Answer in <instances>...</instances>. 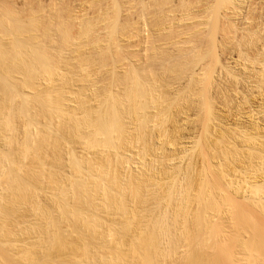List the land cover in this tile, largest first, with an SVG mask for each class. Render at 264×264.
Segmentation results:
<instances>
[{"label":"rangeland","instance_id":"obj_1","mask_svg":"<svg viewBox=\"0 0 264 264\" xmlns=\"http://www.w3.org/2000/svg\"><path fill=\"white\" fill-rule=\"evenodd\" d=\"M53 1H55V2H53ZM92 1V2H91ZM115 0H0V13H2V14H0V22L2 23V21H3V23L2 24H0V31H2L1 29H3L4 27H5V29H3V31L2 32H0V34H2L3 33V35H0V45H2V46H0V47H5L4 48V50L1 48V50L2 51H6L7 53L9 52H11V51H8V49L10 48H12V49H14V45L16 46V47H18V48H20V49H18V51L17 52H19L20 50L22 51V55H24L25 56V59H24V57H23V59L25 60V61H27L28 59H29V61L28 62H26V63H20V62H18V60L16 61V59H15V61L14 62H12V59L10 58V56L12 55V54H16V53H13L12 52V54L10 53V56H8L7 58L8 59H5L4 61H6V60H8L7 62H5L4 63V61H2V63H1V61H0V85H1V87H3V84H1V82H3L4 84H5V87H7L8 88V90H9V92H10V95H11V93H12V89H14V95H13V93H12V96H14L13 97V99L15 100V101H12L13 99H11V101H9V106H11V108L8 106L7 107V113H8V115H11V117H12V122L14 123V125L15 126H13V129H12V131L10 130L9 132H8V134L9 135H7L9 138H11L10 139V141H8V139L6 140L5 139V141L6 142H4V143H6V144H2V142L0 141V144H1V146H0V154H2V152H3V156L4 157H6L7 156V154H8V156L10 157L11 156V161L13 160L12 158L14 157V158H16L17 157V159H18V156H16L15 155V153L18 151V149H16L17 147L15 146V144L16 143H21L24 139L23 138H25V139H27L26 137H28V140H29V138H30V142H33V143H31V148H32V151L30 152V155L26 158V159H24L23 161H24V163H23V161H22V165H26V164H28V166L27 167H29V166H31V168H30V170H29V168L28 169H25V168H27L26 166L25 167H21V168H23L22 169V171H20L21 173L22 172H24V170H28V173L32 170V165L34 164V162H35V164L34 165H36L37 163H39V164H41L42 162L44 163V166H42L43 167V170L41 171V172H44V170H45V173L46 174H44L45 175V180H43V184H42V186L44 185H46L47 183V187H49L50 185H51V181H48V179L50 178V177H48V176H46V175H49L50 174V176H52V173H53V176H56V180L57 179H59L60 180V178L59 177H61V178H64V179H61V180H65V178L66 179H69V177H70V179L72 178V179H74V178H77L76 180H79L80 181V179H78V177H74V175H77V174H74L75 173V170L73 169V166H72V169H73V171H74V173H73V171L71 170V166H69L71 163H73V161H72V157L74 156V154L75 155H77V156H74L73 157V159H76V161H77V159L79 160L80 159V164L81 163H84V164H81V166H83L82 167V169H84L83 171H87L88 170V166L90 165L91 167H95V168H97L96 167V164H97V166H100V164L102 163H106L107 164V162H108V166L110 165V176H112L115 172V175L116 176H118L119 174H126L124 177L126 178V180H129L130 181V179H133V177H132V175L134 176L135 175V173L136 174H148V172L150 171V173H154V175L156 176H158V177H156V178H158V180H159V182H161L162 180H163V182H161V183H164V184H166V185H164V184H160V187L159 188H157V189H159V190H156V192L158 193V192H164L165 191V194L167 193L168 195H169V193L171 194V195H173L174 197H172V199H177V197L179 198V199H177V200H172L171 198H170V196L171 195H169V200L171 201V202H168V200L166 201L165 200V198L167 199V197H165V198H163L164 196H167V194L165 195L164 193H159V195H158V200H157V193H155L156 194V196H155V198H153L152 196H150V197H152L153 198V200L155 201H152V200H149L150 199V197L149 198H146L148 201H152L151 203L150 202H146V203H144V204H146V205H148V206H146V208H148V210L149 211H145L146 210V208L144 209V204L142 205V207H143V209H144V213H143V209H141L142 207H139V205H138V201L134 204V200L133 199H131V196L128 194V196H125L124 198L125 199H123L122 200V203L124 202H126V201H128L129 199H131V202H130V200L128 201V202H126L125 204H126V206H127V204H129V202L130 203H133L132 205L130 204V206H132L131 208H130V206L128 205V207H129V209H133L134 210V207H135V205H136V207H135V213H137V215L135 214V213H133L134 211L132 210V213L133 214H135L136 216H135V218L137 219V217H138V211L141 209V211H140V213L142 212V214H139L140 216H139V218H141V219H139V220H141L140 222H141V224L143 225V224H145V222H143L142 223V220L144 219V218H146L147 217V213H148V215H153L152 217H154L155 219H156V221H157V217L160 219L161 217L162 218H166L167 216H170V218L169 217H167V218H169V219H166V222L167 223H165V225H169L168 227H169V230H170V232L171 233H169V235L171 236V238H170V236H168V238H170V240L167 238V239H165L166 241L167 240H169V241H167V245L169 246H167L166 245V242L164 243L163 241V243L162 244H165V245H163L164 247H165V249L166 248H169V250L168 249H166V250H164L165 252V254L166 255H169V254H171V253H169L170 252V250H172L173 248H174V246L176 245V241L178 240V242H180L181 243V245H180V243H178L177 242V249L175 248V250H174V253H172V255H171V257L170 258H167V263L166 264H168V262H170V264H188L186 261H188L187 260V257H186V253H188L187 251H186V249L188 248V247H186V245L187 246H189V248H190V250L189 249H187V250H189V252L191 251V250H193V249H196V247H197V251H198V254H203L202 256H204V259L206 260L207 259V261H206V263L207 264H212L213 263V261L212 260H210V259H213L212 257H215V258H218L219 260V262L221 263V264H245V263H247L246 261H244L247 257H248V254H245V249H244V244H245V248H246V250H248L249 252L250 251H252V249H253V251L251 252L252 254H253V252L255 253H258L259 255H260V258L261 259H264V251H262V250H264V246H262V245H264V244H262V243H264V242H262V240H264V237H262L261 236V234L262 235H264V214H262L261 213V209L260 208H262V207H260V206H264V204H261V205H256V206H259V207H256L255 205L253 206V203L250 201V198H251V191H253V190H251V188H250V190H249V185L252 183V182H254V181H256L257 182V185L259 184L260 185V183H262V185H264V168H262V167H264V164H262V163H264V145H262V143H264V141H262V140H264V135H262V134H264V114H262V113H264V109H259L258 110V107H259V105L258 104H261L262 103V101H264V96H260L261 94L260 93H258V92H253V93H251L250 91H247V89L246 88H242V86H240L239 87V84H236L235 83V85H238L237 86V90H236V93L235 94H233V93H231V92H229L228 94H226V95H224V97H222L223 95H219V96H217V94L216 93H213V92H217L215 89H213V90H215V91H213L212 90V87H211V89H210V92H212V93H210L209 92V94L210 95H214V96H216V97H209V96H207V97H209V99L208 100H212L211 102L213 103V101L215 102V103H213V105H212V103H208L209 104V106H204L205 104L204 103H206V102H204L203 101V93H204V91H203V79H202V77L198 74V72L200 71V69H201V66L203 65V60L202 59H200L199 61H198V58H202V56H200L199 54H201V44L203 43V41L202 40H204V38L206 37V35L204 34V36H203V34L201 35L200 34V32L199 31H197V32H195V33H193V35L192 34H184V36L180 33V32H186L188 29L187 28H189V27H191V28H193L195 25L192 23V26H190L188 23L186 24V23H182V24H179L178 25V21L176 20V19H178L179 18V15H178V13H179V11H180V9H175V8H173L172 6H174V5H176L177 4V2H179L178 3V6H174V7H178V8H180L179 7V5L180 6H182L183 4H185L184 6H182V7H185L186 6V4H187V7H188V5H190L191 6V4L189 3L190 1L192 2V5L195 3H197V0L195 1V0H173V1H171V0H150V2H151V5H149L150 3H148L149 2V0H143L144 1V4H140V3H143V1L142 0H118L117 2L118 3H116V1L114 2ZM124 1V2H123ZM128 1V2H127ZM132 1H133V3H132ZM154 1V2H153ZM156 1V2H155ZM164 1V2H163ZM166 1V2H165ZM168 1V2H167ZM180 1H181V3H180ZM182 1L184 2V3H182ZM187 3H186V2ZM50 2V3H49ZM59 2V3H58ZM78 2V3H77ZM99 2H104V3H99ZM126 2V3H125ZM135 2V3H134ZM136 2H137V4H136ZM146 2L148 3V4H146ZM159 4H158V3ZM174 2V3H173ZM262 2V1H261ZM75 3V5H73ZM84 3V4H83ZM92 3V4H91ZM115 4V6H114V4ZM157 3V4H156ZM162 3H163V5H162ZM165 3V4H164ZM46 5V8L44 7L45 5ZM54 4V5H53ZM71 4V5H70ZM78 4V5H77ZM90 4V5H89ZM99 6H98V5ZM103 4H104V6H103ZM117 4H118V6H120V8L117 6ZM128 4V5H127ZM133 4V5H132ZM135 4V5H134ZM140 4V5H139ZM145 4H146V6H145ZM160 4H161V6H160ZM167 4H169L168 5V7L167 6H165V5H167ZM174 4V5H173ZM182 4V5H181ZM194 4V5H195ZM84 5V6H83ZM111 5V6H110ZM113 5V6H112ZM124 5V6H123ZM137 5V6H136ZM156 5V6H155ZM171 5V6H170ZM79 8H82V10L81 9H79V10H81L80 12L82 13V16H81V13L80 12H78L79 10H77L78 9V7ZM96 6V7H95ZM101 6H103V7H101ZM110 8H108V7ZM130 6H131V8H130ZM134 6V7H133ZM135 6H136V8H135ZM142 6V7H141ZM144 6V7H143ZM148 6V7H147ZM149 6H151V7H149ZM152 6H154V7H152ZM159 6V7H158ZM164 6V7H163ZM260 6H264V3H262V5H260ZM55 7V8H54ZM90 7V8H89ZM100 7H101V10H100ZM106 7V8H105ZM117 7V8H116ZM158 7V8H157ZM163 7V8H162ZM166 7V8H165ZM170 7L172 8V9H175V11H174V13H173V10L171 11V9H170ZM187 7H185V8H187ZM192 7V6H191ZM9 8V9H8ZM47 9V10H45V9ZM54 8V9H53ZM84 8V9H83ZM88 8V9H87ZM96 8V9H95ZM104 8V9H103ZM109 10H108V9ZM114 8H115V10H114ZM142 8H144L143 10H142ZM146 8H154L153 10H151L150 9V11H151V14H150V11H146ZM169 9V12L167 11L168 9ZM5 9V10H4ZM41 9L43 10H45V11H42L41 12ZM75 9H76V12H78V13H80V14H77V13H75V15H77V16H75L74 17V11H75ZM95 9V10H94ZM106 9V10H105ZM131 9V10H130ZM134 9H136V10H134ZM157 9H162V10H157ZM182 9V8H181ZM53 10L55 11L54 12V15H53ZM67 10V11H66ZM99 10V11H98ZM105 10V11H104ZM111 10V11H110ZM121 10V11H120ZM127 10H130V11H128V12H130V13H127ZM133 10V11H132ZM139 10V11H138ZM183 10H185L184 8H183ZM6 11H9V12H6ZM51 11V12H50ZM91 11V12H90ZM96 11H97V13L99 12V13H101V15H99V13L97 14L96 13ZM101 11V12H100ZM107 11H109V12H107ZM112 11H116L115 13L114 12H112ZM131 11H132V13H133V15H132V13H131ZM137 12V15H136V13L135 12ZM140 11L142 12V11H144V13H141V15H139L140 14ZM145 11H146V13H147V15H146V13H145ZM155 11H156V14H154L155 13ZM167 12V14L169 13V16L167 15V14H163L164 12ZM170 11L172 12L171 14H170ZM7 14H6V13ZM43 12L45 13V16H44V14H43ZM49 12V13H48ZM86 12H88V14L86 13ZM112 12V13H111ZM153 12V13H152ZM159 12H162V13H159ZM178 12V13H177ZM10 13V14H9ZM14 13V14H13ZM41 13V14H40ZM48 13V16L46 15ZM60 13V14H59ZM97 15H96V14ZM108 13V14H107ZM124 13V14H123ZM135 13V14H134ZM9 14V15H8ZM13 14V15H12ZM84 14V15H83ZM90 14V15H89ZM108 16H107V15ZM111 14H114L113 16L111 15ZM120 14H121V16H120ZM126 14V15H125ZM129 14V15H128ZM143 14H144V16H147L148 17V20H147V17H146V19H145V17L143 16ZM160 16H159V15ZM41 15V16H40ZM73 15V16H72ZM86 15H88V16H86ZM98 15L99 16H101V18L100 17H98ZM105 15V16H104ZM110 15V16H109ZM131 15V16H130ZM135 15V16H134ZM150 15H152V16H150L152 19H150V17L149 16ZM154 15H156L157 17H158V19L159 20H161L160 22H159V20H158V22L159 23H162L161 25L156 21L157 20V17L156 16H154ZM163 15H165V16H163ZM174 15V16H173ZM175 15H176V18H173V17H175ZM178 15V16H177ZM11 16H13V17H11ZM17 16V17H16ZM55 20H53L51 17ZM55 16H56V18H55ZM63 16V17H62ZM80 16V17H79ZM83 16H86V17H84L83 18ZM93 18H92V17ZM104 16V21L107 23H110V20H112L113 19V22L111 21V23L110 24H108L107 23V25L105 26L103 23H105V22H103V19H102V17ZM117 16V18H112V17H116ZM130 16V17H129ZM132 16H133V18H132ZM139 16V17H138ZM140 16L142 17V19H140ZM161 16H162V18H161ZM172 16V17H171ZM41 17V18H40ZM42 17H44V18H42ZM48 17V18H47ZM67 17V18H66ZM71 17H74V18H76V19H74L73 18V20L74 21H72V19H71ZM91 17V18H90ZM96 17V18H95ZM109 17V18H108ZM111 17V18H110ZM123 17V18H122ZM128 17V18H127ZM156 17V18H155ZM165 17V18H164ZM167 17V18H166ZM169 17V18H168ZM178 17V18H177ZM49 18H51V19H49ZM59 18V19H58ZM77 18H79L78 20L79 21H77V22H75V20H77ZM85 19V20H80V19ZM98 18V19H97ZM99 18H100V20H99ZM122 18V19H121ZM136 18H137V20H136ZM139 18V19H138ZM161 18V19H160ZM12 19V20H11ZM16 19H17V22H19L18 24H21V25H18V24H15V21H16ZM48 21H47V20ZM59 21H58V20ZM62 19H64V20H62ZM71 19V20H70ZM88 19H89V21H88ZM99 20L98 21V23L99 22H103L102 24L103 25H101L100 23V25L98 26V25H96L95 24V21H97V20ZM102 19V20H101ZM118 19V20H117ZM124 19H126V20H124ZM133 19V20H132ZM149 19H150V21H149ZM154 19V20H153ZM156 19V20H155ZM167 19V20H166ZM169 19H173L172 21L171 20H169ZM51 20V21H50ZM61 20V21H60ZM71 22H70V21ZM91 20H94V22H91ZM119 20H121V21H119ZM144 20V21H143ZM147 20V21H146ZM152 20H153V22H152ZM164 20H165V22H164ZM174 20L175 21H177V22H174ZM34 21V22H33ZM35 21H36V23H35ZM44 21H47V22H44ZM80 21H82V22H80ZM85 21H88V22H85ZM115 21H116V23L117 24H115ZM125 21V22H124ZM128 21H130L129 22V24H128ZM132 21V22H131ZM135 21H137V22H135ZM142 21V22H141ZM155 21V22H154ZM163 21V22H162ZM22 22V23H21ZM43 22V23H42ZM51 22H52V24H51ZM60 23V24H55V23ZM68 24V28L70 29L68 32H67V30H68V28L67 29H64V27L66 26V24H65V26H63L64 24ZM93 23L94 25H92L91 24V27H93L94 28V26H95V29L97 30H95V29H90V31L92 30L93 31V33H89L88 32V29H87V27L86 28H84V25L85 24H87L88 26L90 25V23ZM139 22V23H138ZM148 22H149V24H148ZM168 22L171 24H168ZM172 22V23H171ZM173 22H174V24H173ZM69 23H71V24H69ZM75 25H74V24ZM85 23V24H84ZM89 23V24H88ZM113 23V24H112ZM119 23H121V24H119ZM145 23H147V25L148 26H146V24ZM153 23H155V24H153ZM177 23V24H176ZM3 24H4V26H3ZM7 24V25H6ZM15 24V25H14ZM43 24V25H42ZM47 26H51V27H53L54 28V26H56V29H58L57 28V26L58 27H60V30L62 29V31H64L65 30V32L67 33V34H48L49 36H50V39H49V36L47 35V34H43V32H44V28H45V26L46 25ZM48 24H50V25H48ZM78 24H79V26H80V29H82V27L84 28V29H87L86 31L88 32H84V33H82L83 31H79V30H77V29H79V26H78ZM80 24H84V25H80ZM112 24V25H111ZM124 24V25H123ZM128 24V25H127ZM133 24H138V25H134V26H132L131 27V25ZM167 24H168V26H167ZM172 24H173V27H172ZM176 24V25H175ZM2 25V26H1ZM16 25H18V28H17V26ZM39 25H41V27L39 26ZM54 25V26H53ZM62 25V26H61ZM109 25V26H108ZM119 25H121V26H119ZM127 25V26H126ZM142 25V26H141ZM154 25V27H158L157 29H158V31H157V29L155 28V31H154V29H152V28H154V27H152ZM165 25V26H164ZM183 25H188V26H184L183 27ZM194 25V26H193ZM8 26H9V28H8ZM33 26V27H32ZM72 28V31H71V28ZM75 26L77 27V29L75 28ZM98 26V27H97ZM102 26H104V27H102ZM116 26V27H115ZM126 26V27H125ZM144 26V27H143ZM163 27L162 29H160V27ZM171 26V27H170ZM176 28H175V27ZM180 27V29H179V27ZM13 27V28H12ZM21 29H20V28ZM25 29H24V28ZM38 27V29H36ZM44 27V28H43ZM75 29H74V28ZM90 27V26H89ZM90 27V28H91ZM101 27V28H100ZM106 27H108V28H110V29H108V28H106ZM112 27L116 30V31H114V29H112ZM122 27H123V29H122ZM130 27V28H129ZM133 27L135 28V29H133ZM148 27V31L146 30V28ZM150 27V28H149ZM164 27H166V28H164ZM170 29H168V28ZM11 28V29H10ZM17 28V29H16ZM22 28H23V30H22ZM43 28V29H42ZM66 28V27H65ZM107 29L106 31L104 30V29ZM140 28V29H139ZM171 28H173V29H171ZM178 28V29H177ZM11 31H10V30ZM20 29V30H19ZM27 29V31H25ZM29 29L31 30V29H33L34 31H31L30 33H29ZM83 29V30H84ZM100 29V30H99ZM112 29V30H111ZM126 29V30H125ZM137 29V30H136ZM144 29V30H143ZM167 30V31H165V30ZM174 29H176V30H174ZM183 29L185 30V31H183ZM187 29V30H186ZM16 32H15V31ZM73 30H75L74 31V33H73ZM128 30V31H127ZM143 30V31H142ZM160 30V31H159ZM171 30H173V32L171 31ZM182 30V31H181ZM6 31H7V33H6ZM9 31V32H8ZM18 31V32H17ZM22 31H25V32H27V33H24V35H23V32ZM40 31H41V33H40ZM91 31V32H92ZM94 31H96L97 33H98V31H103L102 33L103 34H105V35H101L102 33H99V35L98 34H96ZM105 31V32H104ZM109 31H111V32H109ZM133 31V32H132ZM140 31V32H139ZM145 31V32H144ZM10 32H12L11 34H10ZM35 32V33H34ZM77 32L79 33V32H81L82 34H85L86 33V35L87 34H91V35H87L89 38H90V40L88 41V38H87V36L85 35V37L87 38H84L83 36H82V40H84V39H86L87 40V42H86V40L85 41H83L82 43H80V42H77V45H75L76 47H77V49L79 48V50H77L76 48H75V46H72V45H69L68 43H67V41H63L65 38V35H70V36H74L75 37V35L77 36L78 35V38L80 37L79 35H80V33L79 34H77ZM108 34H107V33ZM119 32H121V33H119ZM124 32V33H123ZM125 32H126V34H125ZM129 32V33H128ZM139 32V33H138ZM152 32H153V34H152ZM160 32H162V34L160 33ZM178 32H179V36L177 35L178 34ZM70 33H72V35L70 34ZM143 35H142V34ZM150 33V35H148ZM156 33V34H155ZM158 33V34H157ZM160 33V34H159ZM172 33V34H171ZM5 34H6V37H4L5 36ZM10 34V35H9ZM13 34V35H12ZM26 34V35H25ZM42 34V35H41ZM93 34V35H92ZM98 35V36H96V35ZM117 34V35H116ZM198 34H200L201 35V37L203 36L204 38L202 39V38H200V36L198 35ZM8 35H9V37H11V36H13V37H11L10 38V40H9V37H8ZM17 35V37H15ZM30 35V36H29ZM36 35V36H35ZM55 37H54V36ZM59 35H61V36H59ZM113 35V36H112ZM115 35V36H114ZM146 35V36H145ZM149 37H148V36ZM185 35H186V37H185ZM188 35V36H187ZM191 35V36H190ZM195 35V36H194ZM23 38H22V37ZM28 36V37H27ZM43 36H46V37H43ZM62 36H63V38H62ZM94 36H96V37H94ZM130 36V37H129ZM132 36V37H131ZM145 36V37H144ZM169 36V37H168ZM178 36V37H177ZM183 36V37H182ZM194 36V37H193ZM199 36V38H197ZM2 37V38H1ZM62 39H61V38ZM97 37H98V41L96 42V40L94 39V38H96L97 39ZM99 37H101L100 39H101V41H99L100 39H99ZM105 37V38H104ZM110 37V38H109ZM113 37V38H112ZM120 37V38H119ZM136 37V38H135ZM138 37V38H137ZM148 37V38H147ZM154 37H157V38H159V39H157V38H154ZM176 37V38H175ZM182 39H180V38ZM187 37H190V38H187ZM21 38V39H20ZM52 38H54V39H57V40H55L54 41V39H53V41L51 40ZM75 38H77V37H75ZM77 38V39H78ZM104 38V39H103ZM112 38V39H111ZM125 38V39H124ZM146 38V39H145ZM151 40H150V39ZM210 38V37H209ZM27 39H29V40H27ZM44 39V40H43ZM47 39H49V41H47ZM108 41H107V40ZM119 39V40H118ZM123 39V40H122ZM138 39V40H137ZM144 39V40H143ZM176 39H178V40H176ZM179 39H180V41H179ZM194 41H193V40ZM200 39V40H199ZM13 40V41H12ZM27 40V41H26ZM51 40V41H50ZM66 40V39H65ZM98 44V47H94L91 43H94V41ZM104 41V43H103V41ZM105 40H106V42H105ZM112 40V41H111ZM114 40V41H113ZM116 40V41H115ZM119 42H118V41ZM143 40V41H142ZM148 40V41H147ZM184 40V41H183ZM190 40H192V41H190ZM198 40V41H197ZM211 39H209V41H210ZM6 41V42H5ZM39 41V42H38ZM56 41H57V43H59V44H57L56 43ZM65 42L64 44H66L67 43V45H62V44H60V43H63V42ZM92 41V42H91ZM135 41V42H134ZM149 41H150V43H149ZM153 41V42H152ZM155 41V42H154ZM168 41V42H167ZM176 41H178V42H176ZM182 41V42H181ZM189 41V42H188ZM197 41V42H196ZM3 42V43H2ZM9 42V43H8ZM22 42H24V43H22ZM27 42H28V44H27ZM38 42V43H37ZM48 42V43H47ZM50 42V43H49ZM53 42V43H52ZM99 42H102L101 44L99 43ZM117 42V43H116ZM133 44H132V43ZM145 42V43H144ZM152 42V43H151ZM156 42H158V45H157V43ZM161 42V43H160ZM165 42V43H164ZM167 42V43H166ZM184 42H188V43H185L186 45H183V43ZM199 42H202L201 44L199 43ZM7 43V44H6ZM10 43H11V45H13V46H11L10 45ZM14 43V44H13ZM17 43H19V45L17 46ZM30 43H32V44H30ZM37 43V44H36ZM45 44V46L43 45V44ZM86 43H88L89 45L91 44L92 45V47H90V48H92V50L88 47L89 45H87ZM106 43V44H105ZM126 43V44H125ZM139 43V44H138ZM147 43V44H146ZM176 45H175V44ZM181 43V44H180ZM191 43H193L192 44V46H194L195 47V43H196V45L198 46V48L197 47H192L191 46ZM23 44V45H22ZM27 44V45H26ZM36 44V45H35ZM57 44V45H56ZM83 44H84V47H82L83 46ZM87 46H86V45ZM95 44V43H94ZM97 44H96V46H97ZM99 44H100V46H102V47H100L99 46ZM116 44V45H115ZM120 44V45H119ZM129 44V45H128ZM138 44V45H137ZM146 45V46H144V47H141V45ZM152 44H154V47H153V45ZM165 44H167V45H165ZM179 44V45H178ZM189 44H190V46H189ZM201 46H200V45ZM8 45V48L6 47ZM22 45V46H21ZM38 45H39V47H38ZM52 47H51V46ZM56 45V46H55ZM62 45V46H61ZM80 45V46H79ZM90 45V46H91ZM109 45V46H108ZM134 45H137V46H134ZM157 45V46H156ZM178 45V46H177ZM10 46V47H9ZM27 46V47H26ZM33 46H35V47H33ZM64 46V47H63ZM79 46V47H78ZM86 46V47H85ZM104 46H106V47H104ZM113 46V47H112ZM123 46V47H122ZM175 46V47H174ZM186 46V47H185ZM200 46V47H199ZM23 47H25V48H23ZM70 47H72V48H70ZM121 47H122V49H121ZM134 47V48H133ZM135 47H137V48H135ZM140 47V48H139ZM157 49H156V48ZM191 47H192V51H193V54H191ZM29 48V49H28ZM46 48V49H45ZM62 48V49H61ZM66 48V49H65ZM70 48V49H69ZM82 48V49H81ZM84 48H85V50H84ZM87 48H89V49H87ZM94 48L96 49V52H95V50H94ZM109 48H111V49H109ZM114 48V49H113ZM117 48V49H116ZM120 48V49H119ZM147 48V49H146ZM149 48V49H148ZM177 48V49H176ZM189 48V49H188ZM199 50V51H197V49ZM210 48H211V46H210ZM6 49V50H5ZM9 49V50H10ZM11 49V50H12ZM38 49V50H37ZM44 49V50H43ZM50 49V50H49ZM68 49V50H67ZM99 49V50H98ZM129 49V50H128ZM195 51H194V50ZM36 50V51H35ZM48 50H49V53H48ZM54 50H56V51H54ZM59 50V51H58ZM75 50H77V51H75ZM128 50V51H127ZM187 50H189V51H187ZM14 51V50H13ZM24 51H25V53H24ZM30 51V52H29ZM45 53H44V52ZM66 51V52H65ZM69 51H71L70 52V55H68L69 54ZM94 51V52H93ZM104 51H106V52H108V53H106V52H104ZM136 51H138V52H136ZM144 51H145V53H144ZM147 51V52H146ZM29 52V53H28ZM37 52H40V53H43V56H47V60L48 61H45V59H43L42 61H40V62H38L37 64L38 65H35L36 63L33 61L35 58H36V54H37V57H38V54H40V53H37ZM55 52H56V54H55ZM62 52V53H61ZM63 52H65V53H63ZM72 52H73V54H72ZM80 52V53H79ZM83 52V53H82ZM103 52V53H102ZM112 54H111V53ZM190 52V53H189ZM8 53V54H9ZM31 53H36V54H31ZM79 55H78V54ZM94 53H95V55H94ZM99 53L101 54V56H99ZM135 55H134V54ZM141 53V54H140ZM7 54V55H8ZM25 54H27V55H25ZM30 54V56H28ZM45 54V55H44ZM49 54V55H48ZM58 54H60V55H58ZM77 54V55H76ZM104 54V55H103ZM147 54V55H146ZM149 54V55H148ZM196 54V55H195ZM198 54V55H197ZM6 55V56H7ZM64 55V56H63ZM67 57H66V56ZM85 56V57H83V56ZM114 55V56H113ZM133 55V56H132ZM144 55H146V60H145V56ZM53 56V57H52ZM76 56V57H75ZM102 56H103V59H102ZM107 56V57H106ZM111 56V57H110ZM139 56V57H138ZM142 56V57H141ZM149 56V57H148ZM188 56H189V58H188ZM193 56H195V57H193ZM196 56H198V58L196 57ZM27 57H28V59H27ZM31 59H33V60H31ZM35 57V58H34ZM52 57V59H49V58H51ZM59 57H62L61 59H59ZM75 57V58H74ZM82 57L84 58V59H82ZM89 59H87V58ZM93 57V58H92ZM97 57V58H96ZM104 57H105V59H104ZM113 57V58H112ZM129 57V58H128ZM138 57V58H137ZM17 58H21V57H17ZM40 58V57H39ZM68 58V59H67ZM76 58L77 59H79V60H76ZM125 58V59H124ZM147 58H149V60L147 59ZM9 59H11L10 61H11V63L12 64H10V61H9ZM58 60L57 62L55 61V60ZM63 59H65V60H63ZM94 59V60H93ZM99 61H98V60ZM100 59H101V62H100ZM108 59V60H107ZM60 60V61H59ZM63 60V62H61ZM81 60V61H80ZM91 60V61H90ZM128 60V61H127ZM139 60H141L140 62H139ZM201 60H202V62H201ZM34 62V64H33V62ZM49 62L50 64H47V63H45V62ZM51 61H53V62H51ZM67 61V62H66ZM80 61V62H79ZM83 61V62H82ZM85 61V62H84ZM103 61V62H102ZM145 61H147V63L145 62ZM190 61V62H189ZM16 62V63H15ZM30 62H32L31 64H30ZM74 62V63H73ZM92 62V63H91ZM196 62V63H195ZM198 62V63H197ZM7 63H9V64H7ZM19 64V66H18V64ZM28 63L30 64V65H32L33 64V67L32 66H30V65H28ZM43 63V64H42ZM53 63V64H52ZM57 63V64H56ZM80 65H79V64ZM83 63V64H82ZM86 63V64H85ZM144 63V64H143ZM202 63V64H201ZM3 64V65H2ZM129 64V65H128ZM134 64V65H133ZM201 64V65H200ZM4 65H5V68H3L4 67ZM21 65H23V66H21ZM26 65H28V66H26ZM197 65V66H196ZM214 65V64H213ZM213 65H211L212 67L211 68H213ZM21 66V67H20ZM26 66V67H25ZM36 66H37V68H36ZM47 66V67H46ZM6 67H7V69H6ZM16 67V68H15ZM25 67V68H24ZM27 67H28V69L30 70H33V68H34V72H32L31 74H32V78H30V79H32V80H30L31 81V83L30 82H27V81H29V79L28 80H26L27 78H29L30 77V73L28 72V69H27ZM29 67H32V68H29ZM197 67V68H196ZM203 67V66H202ZM8 68H9V70H8ZM40 68V69H39ZM44 68V69H43ZM200 68V69H199ZM2 69H3V71H2ZM135 69H137V70H135ZM198 69V70H197ZM26 70H27V72H26ZM129 70V71H128ZM194 70V71H193ZM196 70V71H195ZM39 71V72H38ZM47 71H49V72H47ZM53 71V72H52ZM128 73H127V72ZM192 71V72H191ZM7 72V73H6ZM25 72V73H24ZM48 74H47V73ZM51 72H52V74H51ZM137 72V73H136ZM2 73V74H1ZM8 75V76H10V78L11 79H9L8 78V76L6 75V74ZM10 75H9V74ZM17 73H19V74H17ZM46 73V74H45ZM126 73H127V75H126ZM132 73H133V75H132ZM137 74V75H139V78H138V76H134V74ZM199 73H201V72H199ZM22 74V75H21ZM23 74H25V75H23ZM40 76H39V75ZM43 74V75H42ZM129 74V75H128ZM140 74H142V75H140ZM194 76H193V75ZM195 74H197L199 77H197V75H195ZM21 75V76H20ZM26 75H28L27 76V78H26ZM49 75V76H48ZM52 75V76H51ZM1 76H3V77H5L6 76V78H7V80H6V78H3V77H1ZM35 76H37V77H35ZM13 77V78H12ZM22 77H24V78H22ZM51 77H52V79H51ZM132 77V78H131ZM134 77V78H133ZM3 78V79H2ZM34 78V79H33ZM39 78V79H38ZM55 78V79H54ZM128 78V79H127ZM222 78V77H221ZM226 78L227 79H229V80H231L232 79V77H227L226 76ZM2 79V80H1ZM5 79V80H4ZM12 79H13V83H15V84H13L12 83ZM51 79V80H50ZM134 79H137L136 81L134 80ZM202 79V80H201ZM10 80H11V82H10ZM14 80H18L19 82H16V81H14ZM21 80V81H20ZM24 80V81H23ZM34 80V81H33ZM36 80V81H35ZM48 80H50V81H52V82H50L49 81V83H48ZM26 81V82H25ZM47 81V82H46ZM55 81V82H54ZM198 81V82H197ZM231 81H233V80H231ZM10 84H9V83ZM21 82H23V84L25 83V84H28V85H25L24 84V86H23V84L21 83ZM34 82V83H33ZM40 82V83H39ZM200 82V83H199ZM19 83V84H18ZM47 83H48V85H47ZM54 83V84H53ZM11 84H12V86H14V85H16V86H14V88H12V86H11ZM32 84H34V85H32ZM37 84V85H36ZM52 86H51V85ZM138 84H140V85H142V87H140ZM202 84V85H201ZM8 85V86H7ZM19 87H18V86ZM30 85V86H29ZM39 85V86H38ZM40 85L42 86V87H40ZM49 86V87H47V86ZM197 85V86H196ZM201 85V86H200ZM27 86V87H26ZM30 88H29V87ZM35 87V89L36 90H33L34 89V87ZM37 86V87H36ZM56 86V87H55ZM138 86H139V88H141L140 90H144L143 92H144V94L143 95H145L144 97L142 96V95H139V93L137 92V89H138ZM143 86H144V88H143ZM26 87V88H25ZM32 87H33V89H32ZM200 87V88H199ZM4 88V87H3ZM12 88V89H11ZM21 88V89H20ZM6 89V88H5ZM12 91H11V90ZM29 89H32V91L31 90H29ZM38 89V90H37ZM202 90V92L203 93H201V90ZM20 90V91H19ZM26 90V91H25ZM139 89H138V91H140ZM199 90V91H198ZM24 91V92H23ZM29 91V92H28ZM36 91H38V92H36ZM133 91H135V92H133ZM141 91V92H142ZM248 93H247V92ZM131 92H133V94L131 93ZM136 92L138 93V94H136ZM147 92H149V93H146ZM244 92H246L245 94H244ZM251 93V95H249L250 93ZM43 93V94H42ZM135 93V94H134ZM256 93H257V95H256ZM129 94V95H128ZM130 94H132L133 95V97H132V95H131V97H127V96H130ZM208 94V95H209ZM254 94V97L252 96ZM259 94V95H258ZM17 95V96H16ZM43 95V96H42ZM134 95H135V98H134ZM139 96L138 98H136V96ZM262 95H264V94H262ZM48 98H47V97ZM200 96H201V98H200ZM206 96H204V97H206ZM249 96L251 97V98H249ZM18 97V98H17ZM25 97H27V98H25ZM140 97H143V98H140ZM217 97H218V99H217ZM219 97H221V98H219ZM228 97H230L229 99H228ZM235 97V98H234ZM239 97H241V98H239ZM247 97V98H246ZM260 97H262V99L260 98ZM12 98V97H11ZM20 98V99H19ZM23 98H24V101H27V103L26 102H23ZM66 98H67V101L69 100V103H68V106L66 107V105H67V101L66 102H63L62 101V99L64 100H66ZM131 98H132V100H131ZM211 98V99H210ZM254 98H255V100H254ZM260 98V99H259ZM117 102L118 101V103L117 104H119V102H121L122 104L120 105H116V103L115 102H113L114 100ZM120 99H121V101H120ZM124 99H125V101H127V103L124 101ZM136 99V100H135ZM145 99V100H144ZM222 99V100H221ZM228 99V100H227ZM234 99V100H233ZM129 100H130V102H129ZM205 100V99H204ZM207 99L205 100V101H207V102H209ZM218 100V101H217ZM225 100H227L228 102H231V103H229L230 105H228V103H227V101L225 102ZM235 101V102H233V101ZM254 100V101H253ZM262 100V101H261ZM20 101V102H19ZM42 101V102H41ZM46 101H48V102H46ZM49 101H51L52 103H50ZM62 101V103H60ZM109 101H112V102H109ZM124 101V102H123ZM133 101H135V104L137 103L139 106H141V107H143V105H144V108H139L137 105H135L134 104V102ZM220 101V102H219ZM240 101V102H239ZM241 101H244V102H241ZM248 101V102H247ZM11 102V103H10ZM45 102V103H44ZM55 102H56V104H57V106H56V108H53V107H55L54 106V104H55ZM58 102V103H57ZM108 102V103H107ZM204 102V103H203ZM222 102H224V103H222ZM261 102V103H260ZM6 103V102H5ZM38 104V105H36V104ZM110 103V104H109ZM147 103V104H146ZM149 103V104H148ZM221 103L222 104H224V105H221ZM225 103H226V105H228V108L225 106ZM232 103H234V104H232ZM239 103V104H238ZM241 103V104H240ZM251 103V104H250ZM3 104V103H2ZM7 104V103H6ZM5 104V105H6ZM24 104H26V106L24 105ZM27 104H28V106H27ZM43 104V106H41ZM46 104V105H45ZM49 104H51V106L49 105ZM58 104H60L59 106H58ZM111 104H115L116 105V109H118L119 111H117V113L119 114V116H118V118L120 117V119H119V121H118V123L120 122V120H121V128H122V130H124L125 129V131H122L121 130V133L123 134H121L123 137H124V139H121V138H123V137H120V136H115V134L114 135H112V136H114V137H110V138H113L115 141H114V144H120L118 147L116 146V149H117V151H118V149L119 148H121L120 149V151H119V153H120V155L118 154V153H114L115 151H116V149L115 150H112V149H114V148H112L113 146H110L111 147V150L108 148L109 147V145H108V147H107V145H106V148H108L107 150H105L106 148L104 147L105 146V144L104 145H102L101 144V146L99 147V149H94V150H96V151H94V153H93V151H92V149L90 148V149H87L88 147H87V145L89 144L88 142H89V137H90V134H89V132H91V131H89V130H92L93 129V127H91V129H89L90 127L88 126L89 124H87V122L88 121H86L85 122V119H87L88 120V118H89V123H91V124H93V122H95L96 121V119H97V117L99 116V115H101L102 113H104V114H102V115H106V107H107V109L109 108V105H111ZM124 104V105H123ZM129 104V105H128ZM132 104H134V105H132ZM207 104V103H206ZM207 104V105H208ZM249 106H248V105ZM15 105V106H14ZM21 105H22V107L25 109V111H27L26 113L28 114V116L25 114V116L23 115L22 116V114H18L19 113V110H22V107H21ZM61 105H63V106H61ZM84 105V106H83ZM254 105V106H253ZM36 106V107H35ZM49 106V107H48ZM120 106V107H119ZM128 106L130 107V108H128ZM133 106H134V108H133ZM226 107V108H223V107ZM234 106V107H233ZM237 106V107H236ZM244 108H243V107ZM258 106V107H257ZM39 107V108H38ZM60 107L61 108H64V109H60ZM90 107V108H89ZM119 107V108H118ZM123 107H125V108H123ZM131 107H132V109H131ZM136 107V108H135ZM137 107L140 109H137ZM202 107V108H201ZM205 107H209V109L210 110H207ZM212 109H211V108ZM220 107V108H219ZM222 107V108H221ZM229 107H231V108H229ZM233 107V108H232ZM240 107H242V108H240ZM30 110H29V109ZM35 108V109H34ZM59 108V109H58ZM82 108V109H81ZM84 108V109H83ZM94 108H96V109H94ZM120 108H122V110L120 109ZM205 108V109H204ZM216 108V109H215ZM234 108H235V110H234ZM239 108V109H238ZM251 108V109H250ZM253 108V109H252ZM9 109V110H8ZM34 109V110H33ZM46 109V110H45ZM51 109V110H50ZM56 109V110H55ZM89 109V110H88ZM99 109H103L104 111H102V110H99ZM124 109V110H123ZM134 109V110H133ZM144 109H145V111H144ZM200 109H202V110H200ZM218 109V110H217ZM227 111H226V110ZM242 109V110H241ZM257 109V110H256ZM11 110V111H10ZM36 110H38V111H36ZM53 110H55V111H53ZM59 110V111H58ZM81 110V111H80ZM84 110V111H83ZM127 110V111H126ZM130 110V111H129ZM133 110V111H132ZM136 110H139V111H136ZM244 110V111H243ZM252 110V111H251ZM40 111H42V112H40ZM46 111H48V112H46ZM91 111V112H90ZM100 111H102L101 113H100ZM121 111V112H120ZM128 111H129V113H128ZM204 111V112H203ZM236 111V112H235ZM238 111V112H237ZM255 111V112H254ZM260 111V112H259ZM262 111V112H261ZM13 112V113H12ZM31 112V113H30ZM43 112H46V114L44 113L43 114ZM89 112V113H88ZM92 112H93V115H92ZM122 112H124V113H122ZM126 112V113H125ZM138 112V113H137ZM207 112V114H205ZM212 114H211V113ZM218 112V113H217ZM11 113V114H10ZM40 113V114H39ZM99 113V114H98ZM109 113V112H108ZM120 113H122V114H120ZM228 113V114H227ZM254 113H256V114H254ZM43 114V115H42ZM80 114H81V116H80ZM83 114V115H82ZM89 116V117H87V115ZM130 114V115H129ZM133 114H135L134 116H133ZM211 114V115H210ZM222 114V115H221ZM260 114V115H259ZM91 115V116H90ZM121 115V116H120ZM127 115V116H126ZM133 117H135V118H133ZM206 115H209V118L206 116ZM241 115V116H240ZM16 116V117H15ZM83 116V117H82ZM95 116V117H94ZM123 116H125V117H127V118H125V117H123ZM236 116V117H235ZM258 116V117H257ZM15 117V118H14ZM18 117V118H17ZM25 117V118H24ZM87 117V118H86ZM131 117V118H130ZM219 117V118H218ZM32 119V121L31 120H29V119ZM76 118V119H75ZM92 118V119H91ZM122 118V119H121ZM129 118V119H128ZM206 118H208V122L206 123V121H207V119ZM212 118H214V119H212ZM221 118V119H220ZM253 118V119H252ZM77 119L81 122V124H79L80 122L79 121H77ZM81 119V120H80ZM94 119V120H93ZM106 119H109V117H108V115H107V117H106ZM91 120V121H90ZM132 120V121H131ZM151 120V121H150ZM214 120V121H213ZM93 121V122H92ZM122 121H124L123 123H122ZM126 121V122H125ZM211 121V122H210ZM221 121V122H220ZM229 121V122H228ZM77 124H75V123ZM79 122V123H78ZM82 122H84L83 124L84 125H82ZM12 123V124H13ZM31 123H33L32 125H31ZM74 123V124H73ZM85 123L87 124L86 126H85ZM96 123V122H95ZM126 123V124H125ZM128 123V124H127ZM150 125H149V124ZM226 123V124H225ZM125 126H124V125ZM153 124V125H152ZM206 124H208V126L206 125ZM211 124V125H210ZM228 124V125H227ZM246 124V125H245ZM29 125H31V126H29ZM74 125H75V127H74ZM78 125H80V127H81V125H82V132H84L85 131V127H86V129H88V133L87 132H85V133H87L88 135H89V137L88 138H85V137H87V134H84V135H82V134H80V130H79V128H77V127H79ZM96 125V124H95ZM127 125V126H126ZM222 125H224V126H222ZM77 126V127H76ZM87 126H88V128H87ZM122 126H124V127H126V128H124L123 129V127ZM129 126V127H128ZM238 126V127H237ZM15 127V128H14ZM26 127V128H25ZM29 127V128H28ZM83 127H84V129H83ZM137 127V128H136ZM146 127V128H145ZM150 127V128H149ZM11 128H12V125H11ZM18 128V129H17ZM28 128V129H27ZM44 128V129H43ZM46 128V129H45ZM129 128V129H128ZM133 128V129H132ZM228 128V129H227ZM232 128V129H231ZM245 128V129H244ZM134 129H135V131H134ZM149 129V130H148ZM222 129V130H221ZM240 129H242V130H240ZM14 130V131H13ZM24 130V131H23ZM44 130V131H43ZM47 130V131H46ZM74 130H79L78 131V134H75V131ZM93 130H95V128L93 129ZM92 130V131H93ZM128 130H130V131H128ZM133 130V131H132ZM136 130H137V132H136ZM140 130V131H139ZM206 130V131H205ZM42 131L43 132H47L46 134L45 133H43V135L45 134V135H48L49 137H46L47 139H45V138H43V140H47V141H49L48 142V144H47V141L45 142V141H43V140H41V138L42 137H45V135L44 136H42ZM76 131V132H77ZM126 131H128L127 132V134H125L124 132H126ZM214 131V132H213ZM221 131V132H220ZM239 131V132H238ZM24 132V133H23ZM29 132V134H31V135H29V134H27ZM31 132V133H30ZM34 134H33V133ZM94 132V131H93ZM140 132V133H139ZM248 132V133H247ZM255 132V133H254ZM116 133V135H118V134H120V133H117V132H115ZM130 133V134H129ZM225 133V134H224ZM239 133V134H238ZM241 133V134H240ZM246 133V134H245ZM80 134V135H79ZM125 134V135H124ZM134 134V135H133ZM144 134H146V135H144V137H143V135ZM222 134V135H221ZM254 134V135H253ZM261 134V135H260ZM41 135V136H40ZM78 135V136H77ZM86 135V136H85ZM130 135V136H129ZM133 135V136H132ZM136 135V136H135ZM244 135H245V137H244ZM246 135H247V137H246ZM253 135V136H252ZM24 136V137H23ZM52 138H51V137ZM82 136H84V137H82ZM95 136H98V135H95ZM100 136V135H99ZM98 136V137H99ZM213 136V137H212ZM216 136V137H215ZM239 136V137H238ZM252 136V137H251ZM257 136V137H256ZM54 137V138H53ZM76 137V138H75ZM80 137L81 139L83 138V140H88V142H84V141H81V139H79L78 140V138ZM102 137L103 136H101L100 137V139H97L98 141H100L101 139H102ZM116 137V138H115ZM118 137H120V139L118 138ZM138 137H139V139H138ZM232 137V138H231ZM17 138V139H16ZM21 138V139H20ZM49 138V139H48ZM50 138H51V140H50ZM91 138V137H90ZM104 138V140L106 139L105 138V136L103 137ZM117 138H118V140H117ZM136 138V139H135ZM141 138V139H140ZM144 138V139H143ZM150 138V140H148ZM235 138V139H234ZM238 138V139H237ZM253 138V139H252ZM257 138V139H256ZM23 139V140H22ZM33 139V140H32ZM38 140V141H36V140ZM56 139H58V141L56 140ZM130 139V140H129ZM135 139V140H134ZM231 139H232V141H231ZM234 139V140H233ZM259 139V140H258ZM14 140V142H12V141ZM35 140V141H34ZM42 141L41 143H46V144H40V141ZM104 140H101V142H103ZM129 140V141H128ZM139 140V141H138ZM145 140V141H144ZM216 140V141H215ZM230 140V141H229ZM248 140V141H247ZM252 140V141H251ZM17 141V142H16ZM51 141H53V142H51ZM56 141V142H55ZM79 141H81V142H79ZM113 141V140H112ZM111 141V142H112ZM118 141V142H117ZM128 143H127V142ZM218 141V142H217ZM253 141H255V142H253ZM257 141H259V142H257ZM38 142V143H37ZM79 144H78V143ZM245 142V143H244ZM248 142V143H247ZM9 145H8V144ZM12 143V144H11ZM37 143V144H36ZM51 145H50V144ZM57 143V144H56ZM85 143H86V145H85ZM113 143V142H112ZM124 143H127V145L126 144H124ZM229 143V144H228ZM252 143V144H251ZM261 145H260V144ZM10 144H11V146H10ZM39 144H40V146H39ZM52 144H54L53 146H52ZM81 144H82V146H81ZM129 144V145H128ZM152 144V145H151ZM217 144V145H216ZM240 144V145H239ZM14 145V146H13ZM17 146H18V144H16ZM36 145V146H35ZM37 145L39 146V148L37 147ZM44 145H45V147H46V145L48 146V147H44ZM125 146V147H123V146ZM253 145V146H252ZM33 146V147H32ZM41 146H43V148L41 147ZM127 146H129V147H127ZM132 146V147H131ZM144 146V147H143ZM153 146V147H152ZM10 147V148H9ZM13 147V148H12ZM35 147V148H34ZM54 147H55V149H54ZM58 147V148H57ZM85 147H87V148H85ZM98 147V146H97ZM123 147V148H122ZM135 147V148H134ZM147 147V148H146ZM148 147H149V149H148ZM222 147V148H221ZM251 147V148H250ZM2 148V149H1ZM14 149V151L12 152V149ZM33 148H34V150H33ZM42 148V149H41ZM82 148H84V149H82ZM101 148H103V149H101ZM105 148V149H104ZM221 148V149H220ZM250 148V149H249ZM39 150V149H41V150H44V152H42L41 150L40 151H36V150ZM47 149V150H46ZM144 149H145V151H144ZM184 149H186V150H184ZM17 150V151H16ZM89 150V151H88ZM121 150H123V151H125L124 152V154H127V151H128V153L129 154H127V155H123V156H126L125 158L126 159H122V160H119V159H121L122 158V153H123V151L121 152ZM250 150V151H249ZM254 150V152H252ZM57 151V152H56ZM59 151V152H58ZM110 151V152H109ZM116 151V152H117ZM131 151V152H130ZM144 151V152H143ZM147 151V152H146ZM6 152V153H5ZM15 152V153H14ZM19 152V151H18ZM34 152H40V155H41V153L43 154V155H41V157H40V155L39 156H37L38 154H35ZM56 152V153H55ZM92 152V153H91ZM99 154H98V153ZM142 154H141V153ZM235 152H237V153H235ZM256 152V153H255ZM12 153L14 154V155H12ZM33 153V154H32ZM58 153H60L59 155H58ZM73 153V154H72ZM101 153V154H100ZM103 153V154H102ZM105 153V154H104ZM132 153V154H131ZM145 153V154H144ZM148 153V154H147ZM235 155V156H233V154ZM253 153V154H252ZM258 153H261V154H258ZM6 156H5V155ZM11 154V155H10ZM19 154V153H18ZM31 154H32V156H31ZM95 156H94V155ZM97 154V155H96ZM117 154V155H116ZM134 154V155H133ZM243 154V156H241ZM247 154H248V156H247ZM1 155V156H2ZM34 155V156H33ZM60 155H62V156H60ZM72 155V156H71ZM102 155H103V157H105V159L102 157ZM115 156L114 158H113V156ZM118 155H119V157H118ZM136 155H138V156H136ZM154 155V156H153ZM253 155V156H252ZM254 155L255 156H257V157H254ZM260 155V156H259ZM2 156V157H3ZM16 156V157H15ZM36 156V157H35ZM44 156V157H43ZM60 156V157H59ZM120 156H121V158H120ZM130 156H132V157H130ZM136 158H135V157ZM143 156V157H142ZM152 156V157H151ZM251 156V157H250ZM29 157H31V159L29 158ZM33 157V158H32ZM62 157V158H61ZM67 158V159H65V158ZM71 157V158H70ZM111 157V159H109V158ZM238 157H239V159H238ZM8 158V157H7ZM35 158H39L40 160H42L41 162L39 161V159H35ZM44 158V159H43ZM56 158H57V160H56ZM85 158V159H84ZM95 158V159H94ZM103 158V160H101ZM124 158V157H123ZM128 158V159H127ZM135 158V159H134ZM143 158H144V160H143ZM170 158V159H169ZM245 158V159H244ZM9 159V158H8ZM7 159V160H8ZM17 159H14L15 160V162H16V160ZM30 159V160H29ZM37 161H35V160ZM56 161H59L60 162V164L61 165H63V166H61V165H59V166H57L56 164H54V161L55 160ZM61 159V160H60ZM81 159H83V161L81 162ZM113 159H115V160H113ZM130 159L131 160H133V161H130ZM140 159H141V163H140ZM157 159V160H156ZM249 159H250V161H251V163H250V161H249ZM262 159V160H261ZM13 160V161H14ZM31 160H33V161H31ZM72 162H71V161ZM84 160H85V162H84ZM106 162H105V161ZM110 160H111V162L112 163H110ZM126 160H128V161H126ZM146 160V161H145ZM150 160H151V162H150ZM159 160H161V161H159ZM173 160V162H171ZM247 160V161H246ZM18 161V160H17ZM27 161V162H26ZM63 161V162H62ZM71 162V163H68V162ZM89 161H91V163L89 162ZM93 161V162H92ZM99 163H97V162ZM100 161H102L101 163H100ZM113 161H117V163H115V162H113ZM121 161H122V164L126 161L127 162V164H129V166L126 164L125 165V163H124V166L127 168L126 170H125V168L124 169H122L123 170V172H122V170L121 171H118V170H120L121 169V167L123 166V165H121ZM130 161V162H129ZM143 161V162H142ZM154 161V162H153ZM239 161V162H238ZM26 162V163H25ZM65 162V163H64ZM90 164H89V163ZM131 162H133V163H131ZM156 162V163H155ZM160 162V163H159ZM170 162V163H169ZM246 162V163H245ZM258 162V163H257ZM32 163V164H31ZM67 163H68V165H67ZM95 163V164H94ZM143 163V164H142ZM144 163H145V165H148V166H145L144 165ZM151 163V164H150ZM154 163V165H152ZM158 163V164H157ZM250 163V164H249ZM38 164V165H39ZM65 164V165H64ZM89 164V165H88ZM115 164H116V168L118 169H116L115 168ZM120 165V166H118V165ZM137 164V165H136ZM138 164H139V166H138ZM142 166H141V165ZM162 164V165H161ZM176 164V165H175ZM243 164V165H242ZM252 164V165H251ZM255 164H256V166H259V167H257V168H255L256 166H255ZM258 164V165H257ZM4 165H5V163H4ZM42 165V164H41ZM56 165V167L58 168H56V167H54ZM85 165H87V167L85 166ZM111 165L113 166V167H111ZM133 165H135L134 167L137 169H135L134 167H133ZM167 165V166H166ZM247 165V166H246ZM250 165V166H249ZM5 166H7V164L5 165ZM37 166V165H36ZM89 166V167H90ZM123 166V167H124ZM128 166V167H127ZM132 166V167H131ZM138 168H137V167ZM156 166V167H155ZM176 166H177V168H176ZM252 166V167H251ZM254 166V167H253ZM38 167V166H37ZM37 167H36V169H37ZM64 169H63V168ZM68 167L70 168V170H68ZM84 167H86L87 168V170L84 168ZM90 167V168H91ZM122 167V168H123ZM130 167H131V169H130ZM140 167H142V168H140ZM160 167V168H159ZM172 169H171V168ZM174 167L176 168L175 170H174ZM179 167V168H178ZM5 168V167H4ZM114 169V171H113V169ZM156 168V169H155ZM169 168V169H168ZM242 168V169H241ZM261 168V169H260ZM129 169V170H128ZM135 169V170H134ZM141 169V170H140ZM147 169V170H146ZM149 169H151V170H149ZM155 171H154V170ZM164 169V170H163ZM168 169V170H167ZM251 169V170H250ZM253 169H254V172H253ZM256 169V170H255ZM7 170V169H6ZM35 170V166L33 167V170L32 171H34ZM62 170V172H57V171H61ZM131 170V171H130ZM152 170H153V172H152ZM181 171V173H180V171ZM259 170V171H258ZM262 172H261V171ZM37 170H35V172H36ZM39 171V170H38ZM37 171V172H38ZM80 171V173L82 172L81 171V169L79 170ZM113 171V172H112ZM138 171V172H137ZM141 171V172H140ZM172 171V172H171ZM174 171V172H173ZM179 171V172H178ZM186 171V172H185ZM242 171V172H241ZM245 173H244V172ZM248 171V172H247ZM252 171V172H251ZM19 172V173H20ZM27 172V171H26ZM22 173V175H20V178L21 179H24L25 177H26V181L29 183L30 181H31V178L33 177V176H31V175H35V173L34 172H32V174L31 173H29L28 175L31 177H29V176H27L26 174L27 173ZM36 172V173H37ZM50 172V173H49ZM65 172H67V173H65ZM69 172H71V173H69ZM88 172V171H87ZM117 172H119V173H117ZM125 172V173H124ZM256 172V173H255ZM259 172H261V173H259ZM4 173H6V172H4ZM48 173V174H47ZM55 173V174H54ZM58 173V174H57ZM61 173V174H60ZM62 173L64 174V175H62ZM73 173V174H72ZM83 174H79V177H80V175H82L80 178H81V181H82V179H84L83 177L85 176V174H86V172H82ZM157 173V174H156ZM163 173H164V175H163ZM174 173H176V174H174ZM7 174V173H6ZM43 174V173H42ZM127 174L130 176H127ZM159 174H161L162 176H160ZM178 174H181V175H178ZM183 174V175H182ZM240 174H241V176H240ZM23 175H25L24 177H22ZM57 175H61V176H58L57 177ZM71 175V176H70ZM72 175H73V177H72ZM84 175V176H83ZM86 175H89L88 173L86 174ZM178 177H177V176ZM223 175L227 178H225V180H223L222 179V177H223ZM227 175V176H226ZM229 175V176H228ZM36 176V175H35ZM34 176V177H35ZM52 176V177H53ZM116 176H114V177H116ZM159 176H160V179H159ZM167 176V177H166ZM171 176V177H170ZM175 176V177H174ZM221 176V177H220ZM244 176V177H243ZM246 176V177H245ZM255 176V177H254ZM258 176H260V177H258ZM5 175L3 176V178H1L0 179V181L1 180H4L5 178ZM29 179H28V178ZM48 177V178H47ZM86 178L84 179V180H86L87 179V177L88 176H85ZM90 177V176H89ZM165 177H166V182H164L165 181ZM169 177V178H168ZM252 179H251V178ZM6 178H7V176H6ZM36 178V177H35ZM35 178H33V181H31L32 183L34 182V180H35ZM128 178V179H127ZM162 178V179H161ZM177 178V179H176ZM249 178V179H248ZM170 181H169V180ZM221 180V181H218V180ZM231 179V180H230ZM256 179V180H255ZM75 180V179H74ZM74 180H72V183L74 182L75 183V181ZM90 180V178H88V180H86V181H89ZM181 180V181H180ZM247 180V181H246ZM254 180V181H253ZM22 181H24V180H22ZM44 181H46V182H44ZM69 181L70 180H65L64 182L66 183V182H68L67 184H69ZM179 181V182H178ZM227 181H234V182H227ZM4 182H5V180H4ZM30 182V183H31ZM50 182V183H49ZM62 182V181H61ZM77 182V181H76ZM89 182H91V181H89ZM173 182H174V186H172V187H169V186H171L172 184H173ZM177 184H176V183ZM237 182V183H236ZM239 182H246L245 184H241V183H239ZM249 182H251V183H249ZM260 182V183H259ZM45 183V184H44ZM63 183V182H62ZM70 183H71V181H70ZM183 183V184H182ZM187 183V184H186ZM221 183V184H220ZM232 183V184H231ZM2 184H3V182H2ZM2 184H0V197L2 196L3 198H5V200L1 197V199L2 200H4V201H1V199H0V201L1 202H5L4 204L5 205H7V201L8 200H10V202L11 203H8V204H14V203H16L17 202V200H16V202H15V197L14 198H12L11 199V195L10 196H8V194L10 193V191H8L7 192V190H5V188L7 187V185H4L3 184V188H2ZM5 184H6V182H5ZM50 184V185H49ZM30 185V184H29ZM32 185V184H31ZM29 186V187H31V188H33V186ZM33 185H35L34 183H33ZM49 185V186H48ZM163 185V186H162ZM169 185V186H168ZM176 185V186H175ZM184 185H186V186H184ZM233 185V186H232ZM240 185H242V187L240 186ZM246 185V186H245ZM258 185V186H259ZM5 186V187H4ZM162 186V187H161ZM164 186H165V188H164ZM179 186H180V188H179ZM231 186V187H230ZM238 186V187H237ZM239 186H240V188H239ZM90 187H92V186H90ZM167 187H169V188H167ZM185 187V188H184ZM188 187V188H187ZM214 187V188H213ZM219 188V189H217V188ZM229 187V188H228ZM247 187V188H246ZM250 187H251V185H250ZM262 187V186H261ZM260 187V188H261ZM52 187H50L49 189L47 188L46 189V187H44V189L43 190H34V188L33 189H30L28 192H29V194H28V196H29V198H27V200H29V201H26L25 202V204H23V206H25V207H21V209L18 211V213L19 214H21V217H20V215H19V217H18V215L16 216L15 214H12V213H15V212H12L11 211V209H10V211L8 212V211H6V210H8V208L9 207H7L6 208V210H5V212H7V213H2V215L0 214V218H1V216H4V215H8V216H4L5 218H6V220H8V225H7V223H6V226L8 227V229H11V227H12V230L14 229V227L15 226H18V227H15V228H17V229H14L13 231H15L14 233H16L17 231H19V230H21L22 229V227H23V225L21 224V226L19 227V225H20V223H19V219H21L22 218V216L26 213V212H24L23 213V211H28L29 209L31 210L33 207L35 208L36 206L38 207V209H40V210H43V209H50L52 212H53V210L56 212L57 211V213H56V215H58L57 216V218H55L56 220H57V222H60V224H59V226L61 227L60 228V231L58 232V236H60V238H58V240H61L60 242L61 243H64V244H66V243H69V244H71V242H75V241H77L76 239H77V237H78V235H79V233H83V235L85 234H87V232H88V230H89V228L87 227V226H84L81 222H79V223H77V222H75L74 223V221H72V223H74V224H72L71 223V221L69 220L70 218H65L64 216H62V215H60L61 213L58 211V210H55V208H56V206H54V204H56V202H54L53 200H55L56 198H57V196H59V193H58V191L57 190H52L51 189ZM179 188V189H178ZM182 188V190L180 191V189ZM235 188V189H234ZM237 188V189H236ZM240 190H239V189ZM51 189V190H50ZM93 189L94 190H91L92 192L91 193H96V191H95V188L93 187ZM166 189V190H165ZM169 191H168V190ZM170 189H173L172 190V193L170 192ZM216 189V190H215ZM243 189V190H242ZM244 189H247V190H244ZM2 190V191H1ZM4 190V191H3ZM12 191V190H11ZM32 191H34V192H32ZM37 191H39V192H36ZM175 191V192H174ZM222 191V192H221ZM261 191V190H260ZM14 191H12L10 194H12ZM31 192H32V194H31ZM173 192H174V194H173ZM180 192V193H179ZM221 193V194H220ZM222 193H224V195L222 194ZM261 193H264V189H262V192ZM176 194V195H175ZM219 194H220V196H219ZM226 194V195H225ZM231 194V195H230ZM180 195V196H179ZM222 195V196H221ZM6 196H8V197H10V199H6ZM27 196V197H28ZM161 196V197H160ZM183 196V197H182ZM223 196H226L225 197V200H224V198L222 199L221 197H223ZM33 197V198H32ZM35 197V198H34ZM182 197V198H181ZM205 197V198H204ZM220 197V198H219ZM31 198H32V201H31ZM160 198V199H159ZM181 198V199H180ZM204 198V200H201V199H203ZM226 198H228L227 200H230V203H231V200H233L234 201V203L235 204H237L239 207H241L242 209H240V208H238V210L240 209V210H242V213H243V211L244 210H246V211H249L248 212V214L250 213L251 214V216H252V218H253V222H254V224H253V222H252V218L249 216V215H247L246 213H244L242 216H246V217H243L244 218V220H246L245 218H247V217H250L251 219H249L248 220V222H250L251 223V227H250V224L248 225L249 227H247L246 225L248 224H244L246 227H244V225H243V223H244V221H243V223L241 224V225H238V223H237V221H235V219H234V217L232 216L233 215V213L235 214V212L236 213H238L237 212V210L235 209H233L235 212H233L232 211V208H237L238 206L237 205H235L234 203H229V201H228V203H229V206L231 207V208H229V206H228V204H226V205H221V202H223V203H226L227 202V200H226ZM13 199H14V203H12L13 202ZM127 199V200H126ZM162 199L163 200H165L164 202L166 203H164V202H162ZM216 199V200H215ZM219 199H221V200H219ZM73 201H74V199H72ZM132 200L134 201V202H132ZM146 200V201H147ZM161 200V201H160ZM183 200V201H182ZM184 200H185V202L187 203L188 202V204H186L185 202H184ZM188 200V201H187ZM213 200H214V202H213ZM222 200H224V201H222ZM30 201H31V203H30ZM73 201H72V203H71V206H73L72 204H73ZM176 201H177V203H176ZM181 201H182V203H181ZM202 201H205V202H202ZM216 201H219L220 202V207H222L221 209L219 208V206L217 207L216 205H217V202ZM226 201V202H225ZM33 202H35L36 204H34ZM52 202V203H51ZM155 203V204H157V205H159V203L161 202V205L160 206H153L152 205V203ZM159 202V203H158ZM201 202H202V204H201ZM209 203V204H207V205H211V202L212 203H215L216 202V204L215 205H213V206H215V207H213V208H211L209 211L207 210L206 212H209V214L208 213H203L204 214V216L202 215V213L201 212H204L205 211V206H204V204L205 203ZM218 202V203H219ZM24 203V202H23ZM54 203V204H53ZM150 203V204H149ZM153 203V204H154ZM173 205H172V204ZM262 203H264V200H262ZM32 204H34V205H32ZM70 204V203H69ZM154 204V205H155ZM164 204H165V206H164ZM169 204H170V206H169ZM176 204V205H175ZM235 205V207L233 206V205ZM27 205H30V207L29 206H27ZM33 207H32V206ZM53 207H52V206ZM178 205H182V209H183V206H184V211H182V213L184 212V217H181V216H183L181 213H179L180 211H178V209L180 210V206L178 207ZM188 205V206H187ZM206 205V204H205ZM0 206H1V204H0ZM20 206H22V205H20ZM50 206V207H49ZM141 206V205H140ZM178 208H177V207ZM202 206H203V208H202ZM40 207V208H39ZM46 207V208H45ZM55 207V208H54ZM58 207V206H57ZM138 207H139V209H138ZM158 209H157V208ZM159 207H161V208H159ZM164 207V208H163ZM167 207H169L168 208V213H167V211H166V209H167ZM173 208V210H172V208ZM26 208V209H25ZM33 208V210H35ZM54 208V209H53ZM138 209V211H136L137 209ZM154 210H153V209ZM174 208H175V210H174ZM176 208H177V211H176ZM216 208H218L219 210H217ZM24 209V210H23ZM28 209V210H27ZM53 209V210H52ZM58 209V208H57ZM152 209V210H151ZM160 210L159 212L160 213H158V211L156 212V210ZM165 209V210H164ZM215 209V210H214ZM203 210V211H202ZM21 211V212H20ZM50 211V212H51ZM151 211V212H150ZM153 211H155V212H153ZM161 211H164V213L165 214H163ZM175 211V212H174ZM216 211V212H215ZM10 212H12V213H10ZM51 212V213H52ZM55 212H53V213H55ZM60 214H59V213ZM145 212H147L146 213V216H145ZM172 212V213H171ZM176 212H178L179 213V215L181 214V216H178L177 214H176ZM212 212H214V213H212ZM230 212H232V213H230ZM245 212V211H244ZM87 213V215H88V212H86ZM152 213H154V214H156L157 213V216L156 215H154V214H152ZM162 213V214H161ZM232 214V215H230V214ZM240 213V212H239ZM16 214H17V212H16ZM23 214V215H22ZM38 214V213H37ZM160 214H161V216H160ZM166 214H167V216H166ZM169 214V215H168ZM171 214H174V215H172L171 216ZM188 214V215H187ZM197 214H200L199 215V217L202 215V217L201 218H203V217H207L206 219L204 218L203 219V221H205L206 222V220H208V222H206L211 228H212V226H214L215 227V225H216V228H214L215 229V231L217 230V231H220V230H224L225 229V232L228 230V234H229V232H230V235H232V236H235V234H237L236 236H237V238L239 239V241H238V239H237V241H236V245L233 243V242H231V244L232 245H230L229 244V242H230V240L227 242L226 240H224L225 238H223L222 236L223 235H220L219 234V238L216 236V235H213L212 234V237H214V236H216V238L214 237V238H212L211 237V234H208L209 233V231L211 230V229H209L208 227L206 228V227H204L206 230H204V228L202 229V230H200L202 227H203V225L201 224V228L198 226V229H199V232H198V229L196 230V226L195 227H193L192 225H194V224H192L191 226H190V223L192 222V223H194L193 221H194V215H195V217L196 216H198ZM13 215V216H12ZM96 215V214H95ZM142 215V216H141ZM143 215L145 216L144 218H143ZM165 215V216H164ZM176 215V219L174 218V216ZM229 215H230V217H229ZM36 216H37V218H36ZM36 216H33V218L35 219L36 218V220H38L39 218H38V215H36ZM104 216V217H103ZM156 216V217H155ZM160 216V217H159ZM4 217H2V218H4ZM7 217H8V219H7ZM10 217V218H9ZM12 217V218H11ZM53 217V219H54V217H56L55 215L54 216H52ZM100 218H102V220L103 221H105V224H104V222H103V225L105 226V225H107V223H106V220H104V218L106 217V219L108 220L107 222H109V223H111L112 221H110L112 218H107V217H109L107 214H106V216L104 215V214H100V216H99ZM151 216L149 217H147V219L149 218V219H151L152 218ZM175 219V221L176 222H174V220H173V218ZM189 219H188V218ZM231 217H233V219H234V221L236 222V224H235V222L234 223H229L231 220H229L228 218H230V219H232ZM1 218V219H2ZM14 218V219H13ZM16 218V219H15ZM17 218H19V219H17ZM143 218V219H142ZM154 218H152L153 220H155ZM194 218V219H193ZM9 219H12V221H9ZM64 219V220H63ZM65 219L66 220H68V221H65ZM116 219H118V218H115V220ZM148 219V220H149ZM158 219V220H159ZM170 219H172V220H170ZM188 219V220H187ZM232 219V220H233ZM248 219V218H247ZM16 220H17V222H16ZM59 220V221H58ZM63 220V221H62ZM101 220V219H100ZM139 220L137 221L136 220V223H135V221H134V223L135 224H137V222H138V224H139ZM145 220V219H144ZM143 220V221H144ZM170 220V221H169ZM178 220H179V222H178ZM185 221L186 220V222H180V221ZM209 220H210V222L211 223H213V225H211L210 223H209ZM213 220V221H212ZM117 221H119V220H117ZM150 221V220H149ZM9 222L11 223V225H9ZM39 222V221H38ZM102 222V221H101ZM173 223L174 222V224L176 225L177 224V222H178V225H179V223H180V225L183 227H181L180 225H179V227L180 228H178V226H176V227H174L173 225L174 224H172V227H173V229L170 227L171 225H170V223ZM231 222H233V221H231ZM245 222H247V221H245ZM16 223H18V224H16ZM108 223V224H109ZM186 224V225H184V224ZM258 223V224H257ZM16 224V225H15ZM137 224V225H138ZM220 224H222V225H220ZM228 224V225H227ZM230 224V225H229ZM233 224H235V225H233ZM15 225V226H14ZM189 227H188V226ZM217 225L219 226H221V228H223L222 226H224L225 228L224 229H221L220 228V226L217 228ZM237 225V226H236ZM254 225H256L255 227H254ZM259 225H260V228H258L259 227ZM10 226V227H9ZM71 226H72V228H71ZM104 226H103V228H101L102 230L99 232L100 234L101 233H103L104 231L106 232V234H107V231H108V234L110 233L109 231H110V229L109 230H106V229H108L109 227H110V225H107L108 226V228L107 227H105L104 228ZM184 226H187V227H184ZM230 226V227H229ZM231 226H232V228H233V230L231 231ZM240 227V229H238L237 227ZM228 227V228H227ZM19 228H21V229H19ZM85 228H86V230H85ZM174 228H175V230H174ZM177 228V229H176ZM182 228V229H181ZM184 228H189V229H187V230H189L188 232H186L185 233V231H187L186 229H184ZM195 228V229H194ZM220 228V229H219ZM230 228V229H229ZM239 230V231H237L235 234H234V231H236L237 229ZM242 228V229H241ZM247 228V229H246ZM262 228V229H261ZM180 229V230H179ZM184 229V230H183ZM195 231L196 230V232H194L193 230ZM209 229V231H208V233H207V230ZM243 229H245V231L243 230ZM250 229H251V231H250ZM255 231V229H256V231H259V229L261 230V231H259L258 232V234H259V236L261 237H259L258 236V234H256L257 232L255 231H253V230ZM258 229V230H257ZM17 230V231H16ZM191 230V231H190ZM173 231V232H172ZM180 231V232H179ZM184 231V232H183ZM194 232L196 235H197V233H198V235L199 234H201V235H199V237H198V239L200 238V239H203L205 236V238H204V242H202V241H200V242H202L203 244H201L199 241L197 242V243H195L196 242V237L194 238L193 236H195L194 235V233H192L193 234V236H191V232ZM203 231V232H202ZM241 231V232H240ZM250 231V232H249ZM61 232V233H60ZM105 232L102 234V235H104L105 234ZM184 234H183V233ZM190 232V233H189ZM202 232V233H201ZM206 232V234H203V233H205ZM211 232V231H210ZM254 234H253V233ZM178 233H180V234H178ZM188 233H189V235H188ZM227 233V232H226ZM240 233V234H239ZM242 233V234H241ZM55 234H56V232H55ZM60 234V235H59ZM173 234H175V237H176V239H175V237L174 238H172V236H174ZM185 234H187L186 236H185ZM33 235V234H32ZM32 235H31V237H32ZM204 235V236H203ZM240 235V236H239ZM252 235V236H251ZM253 235H254V237H253ZM34 236V235H33ZM57 236V235H56ZM62 236V237H61ZM100 236V235H99ZM130 236H131V234H130ZM177 236H179V237H181V238H178ZM187 236H191V238L190 237H187ZM209 236V237H208ZM37 237V235L35 236V237H32L33 239H31L32 241H34V239ZM187 237V239H185ZM193 237V238H192ZM201 237H203V238H201ZM221 237V238H220ZM29 238H30V236H29ZM27 239V240H29L30 241V239ZM127 238H128V236L126 237H123V239L124 240H126V242H127ZM212 238V239H211ZM232 238V237H231ZM256 238H258V240L259 241H257V239ZM94 239H95V237H94ZM192 239H195V240H192ZM199 239V240H200ZM223 239V240H222ZM254 239V240H253ZM255 239H256V241H255ZM123 240V241H124ZM174 240H176L175 242H174ZM187 240H189V241H187ZM190 240H191V242H190ZM261 240V241H260ZM183 241V242H182ZM185 241H187V243H189V244H184L185 243ZM195 243H193V242ZM221 241V242H220ZM224 241L226 242V243H224ZM125 242V241H124ZM170 242V243H169ZM173 242H174V244H173ZM208 242V243H207ZM238 242V243H237ZM257 242H259L258 244H260V247H261V251H259V252H257V250L260 248L259 247V245L257 244ZM28 244H26V245H30L29 244V242H27ZM30 243H32L31 241H30ZM194 245H193V244ZM205 243H206V245H205ZM244 243V244H243ZM170 244V245H169ZM182 247V245H183V247H184V245H185V248H181L179 245ZM196 244H197V246H196ZM208 244V245H207ZM222 244H224L223 246L225 247V248H227L228 250H231L232 252H228V250L225 252V254L223 253L222 254V256H221V254L219 255V257H217V251H216V248H215V245H217V246H219V245H222ZM243 244V245H242ZM247 244V245H246ZM257 245V247H256V245ZM262 244V245H261ZM173 245V246H172ZM199 245H201L202 246V249H200V246ZM231 247H230V246ZM254 247H253V246ZM7 246L9 247V244H7ZM7 246H5V247H7ZM162 246V245H161ZM162 246V247H163ZM196 246V247H195ZM199 246V247H198ZM204 246V247H203ZM213 246V247H212ZM250 246H252L251 247V249H250ZM7 247V248H8ZM164 247L163 248H161V249H164ZM211 247V248H210ZM258 248L257 250H255L256 248ZM170 248H172V249H170ZM199 248V249H198ZM231 248V249H230ZM3 249H4V247H3ZM205 249V250H204ZM215 249V250H214ZM168 250V252H166ZM177 250V251H176ZM179 250V251H178ZM181 250V251H180ZM184 250V251H183ZM201 250V251H200ZM4 252L3 253H5L6 251H5V249L3 250ZM163 251V250H162ZM186 251V252H185ZM247 251V252H248ZM110 251H108L107 250V252L105 251V253H102V254H99V255H97L96 254V252L93 254L92 253V255L93 256H90L91 254H89V257H86V258H88V259H96V260H98V258H99V260H101L102 261V257L104 256L103 254H107L106 256H108V257H104L105 259L106 258H109V255H110V253H109ZM176 252V253H175ZM178 252V253H177ZM55 253L56 254H58L59 255V257L65 262V261H67V260H70V262H72V264H81V263H83L82 261L83 260H86V259H84V258H81L80 257V255L79 254H68V253H66V252H59V253H57L56 251H55ZM215 253V254H214ZM233 253V254H232ZM255 253V254H256ZM261 253V254H260ZM109 254V255H108ZM176 255V256H173V255ZM227 254H229V256H225V255H227ZM75 255V256H74ZM102 255V256H101ZM183 255V256H182ZM225 257H224V256ZM235 255V256H234ZM242 255V256H241ZM111 256V255H110ZM170 256V255H169ZM205 256H206V258H205ZM221 256V257H220ZM230 256H231V258H230ZM241 256V257H240ZM243 256H245V257H243ZM44 257V256H43ZM92 257V258H91ZM93 257H97V258H93ZM173 257V258H172ZM229 257V258H228ZM104 258H103V260H104ZM111 258H114L113 256H111ZM172 258V259H171ZM221 258V259H220ZM227 258V259H226ZM44 259V258H43ZM45 259H47V258H45ZM44 259V260H45ZM231 259H233L232 261H231ZM48 260V259H47ZM47 260H45L46 261V264H47ZM93 260V261H94ZM216 260V259H215ZM127 261V260H126ZM128 261H129V259H128ZM128 261L126 262V263H128ZM210 261V262H209ZM211 261H212V263H211ZM217 261V260H216ZM222 261H223V263H222ZM262 261H264V260H262ZM261 261V262H262ZM129 262H131V261H129ZM209 262V263H208ZM219 262H217V263H215V261H214V264H218ZM245 262V263H244ZM41 263H43V264H45L44 263V261L42 260V262H40V264ZM219 263V264H220ZM14 264H19L18 262H14ZM63 264H66V263H63ZM70 264V263H69ZM84 264V263H83ZM129 264H131V263H129ZM196 264V263H195ZM262 264H264V262H262Z\"/></svg>","mask_w":264,"mask_h":264},{"label":"bare ground","instance_id":"obj_2","mask_svg":"<svg viewBox=\"0 0 264 264\" xmlns=\"http://www.w3.org/2000/svg\"><path fill=\"white\" fill-rule=\"evenodd\" d=\"M95 1V0H94ZM97 1V0H96ZM109 1V0H108ZM116 1V3H118L117 1L118 0H115ZM114 1V2H115ZM122 1V0H121ZM131 1V0H130ZM143 1V0H142ZM157 1V0H156ZM155 1V2H156ZM160 1V0H159ZM171 1H173V0H171ZM177 1V0H176ZM184 1V0H183ZM182 1V3H184ZM196 1V0H195ZM262 1V2H261ZM53 2H55V1H53ZM92 2V1H91ZM124 2V1H123ZM128 2V1H127ZM152 2V1H151ZM151 2H150V0H149V2L148 3H150L149 5H151ZM154 2V1H153ZM161 2V1H160ZM164 2V1H163ZM166 2V1H165ZM168 2V1H167ZM186 2V1H185ZM188 2V1H187ZM186 2V3H187ZM50 3V2H49ZM59 3V2H58ZM78 3V2H77ZM99 3H104V2H99ZM126 3V2H125ZM132 3H133V1H132ZM135 3V2H134ZM147 2H146V4H148ZM158 3V2H157ZM156 3V4H157ZM174 3V2H173ZM178 3L179 2H177V4L176 5H174V6H178ZM180 3H181V1H180ZM190 4H191V6L190 5H188V7H187V4H186V6L185 7H187V8H185V7H182V6H184L185 4H181L182 6H180L179 5V7L180 8H176V7H174V6H172L173 8H175V9H180V11H179V13H178V15H179V18L178 19H176L177 21H175L174 20V22H177L178 23V25L179 24H182V23H188L190 26H192V23L195 25H193L194 27L193 28H191V27H189V28H187L186 26H188V25H183V27L185 26L187 29V31L186 32H180L183 36H184V34H192L193 35V33H195V32H197V31H199L200 32V34L202 35L203 34V36H204V34L206 35V37L204 38L203 36L201 37V35L200 34H198L199 36H200V38H204V40H202L203 41V43L202 42H199L200 44V46L202 47L201 49V54H199L200 56H202V58H198V56H196L197 58H198V61L200 60V59H202L203 60V67L201 66V69H200V71L199 72H201V73H199L198 72V74L202 77V83H203V91H204V93L202 92V90H201V93H203V98L206 100H208L209 99V97H211L212 95H210L209 94V92H210V89H211V87H212V90L213 89H215L217 92H213V91H215V90H213L212 92L213 93H216L217 94V96H219V95H223L222 97H224V95H226V94H228L229 92H231V93H233V94H235L236 93V90H237V86L238 85H235V83L236 84H239V87L240 86H242V88H246L247 89V91H250L251 93H255V92H258V93H260L261 95L260 96H264V95H262V94H264V6H260V5H262V3H264V0H197V3L194 5H192V2L190 1L189 2ZM84 4V3H83ZM92 4V3H91ZM114 4V3H113ZM136 4H137V2H136ZM141 5L142 4H144V1H143V3H140ZM139 4V5H140ZM146 4H145V6H146ZM159 4V3H158ZM165 4V3H164ZM45 5V4H44ZM54 5V4H53ZM71 5V4H70ZM73 5H75V3L73 4ZM78 5V4H77ZM90 5V4H89ZM98 5V4H97ZM100 5V4H99ZM98 5V6H99ZM128 5V4H127ZM133 5V4H132ZM135 5V4H134ZM138 5V4H137ZM136 5V6H137ZM162 5H163V3H162ZM168 5L169 4H167V5H165V6H167L168 7ZM84 6V5H83ZM103 6H104V4H103ZM103 6H101V7H103ZM111 6V5H110ZM109 6V7H110ZM113 6V5H112ZM114 6H115V4H114ZM117 6H118V4H117ZM124 6V5H123ZM136 6H135V8H136ZM156 6V5H155ZM160 6H161V4H160ZM171 6V5H170ZM45 8H46V5L44 6ZM78 7V6H77ZM96 7V6H95ZM101 7H100V10H101ZM108 7V6H107ZM108 7V8H109ZM119 8H120V6H118ZM134 7V6H133ZM142 7V6H141ZM144 7V6H143ZM148 7V6H147ZM149 7H151V6H149ZM152 7H154V6H152ZM159 7V6H158ZM157 7V8H158ZM164 7V6H163ZM162 7V8H163ZM44 8V9H45ZM55 8V7H54ZM53 8V9H54ZM90 8V7H89ZM106 8V7H105ZM107 8V9H108ZM117 8V7H116ZM130 8H131V6H130ZM155 8V7H154ZM154 8H146V11L148 10V11H150V9L151 10H153ZM166 8V7H165ZM169 8V7H168ZM167 8V9H168ZM182 8V9H181ZM183 8L185 9V10H183ZM9 9V8H8ZM42 10L41 9V12L42 11H45V10H47V9H45V10ZM79 9H81L82 10V8H79L78 7V9L77 10H79ZM84 9V8H83ZM88 9V8H87ZM96 9V8H95ZM94 9V10H95ZM104 9V8H103ZM110 9V8H109ZM108 9V10H109ZM144 8H142V10H143ZM170 9H171V11L173 10V13H174V11H175V9H172L171 7H170ZM5 10V9H4ZM81 10H79L78 12H80ZM106 10V9H105ZM104 10V11H105ZM114 10H115V8H114ZM131 10V9H130ZM130 10H127V13H130V12H128V11H130ZM134 10H136V9H134ZM155 10V9H154ZM157 10H162V9H157ZM67 11V10H66ZM99 11V10H98ZM111 11V10H110ZM121 11V10H120ZM133 11V10H132ZM132 11H131V13H132ZM137 11V10H136ZM139 11V10H138ZM146 11H145V13H146ZM168 12H169V9L167 10ZM170 11V14L172 13ZM6 12H9V11H6ZM5 12V13H6ZM51 12V11H50ZM54 10H53V15H54ZM78 12H76V9H75V11H74V17L75 16H77V15H75V13H77V14H80V13H78ZM91 12V11H90ZM101 12V11H100ZM107 12H109V11H107ZM112 12H116V11H112ZM111 12V13H112ZM135 12V11H134ZM176 12V11H175ZM49 13V12H48ZM48 13L46 14L47 16H48ZM87 14H88V12H86ZM96 13H97V11H96ZM95 13V14H96ZM99 13V12H98ZM97 13V14H98ZM136 13V15H137V12H135ZM134 13V14H135ZM141 13H144V11H140V14L139 15H141ZM153 13V12H152ZM159 13H162V12H159ZM0 14H2V13H0ZM7 14V13H6ZM10 14V13H9ZM8 14V15H9ZM14 14V13H13ZM12 14V15H13ZM41 14V13H40ZM43 14H44V16H45V13L43 12ZM60 14V13H59ZM96 14V15H97ZM108 14V13H107ZM106 14V15H107ZM124 14V13H123ZM150 14H151V11H150ZM154 14H156V11H155V13ZM163 14H167V12L165 11ZM175 14V13H174ZM84 15V14H83ZM90 15V14H89ZM99 15H101V13H99ZM98 15V17H100L101 18V16H99ZM112 16L114 15V14H111ZM126 15V14H125ZM129 15V14H128ZM132 15H133V13H132ZM146 15H147V13H146ZM159 15V14H158ZM168 16H169V13L167 14ZM177 15V16H178ZM41 16V15H40ZM73 16V15H72ZM81 16H82V13H81ZM86 16H88V15H86ZM86 16H83V18L84 17H86ZM105 16V15H104ZM104 16L102 17V19H103V22H105L104 21ZM108 16V15H107ZM110 16V15H109ZM120 16H121V14H120ZM131 16V15H130ZM129 16V17H130ZM135 16V15H134ZM143 16H144V14H143ZM142 16V17H143ZM149 16V15H148ZM150 16H152V15H150ZM149 16V17H150ZM154 16H156V15H154ZM160 16V15H159ZM158 16V17H159ZM163 16H165V15H163ZM174 16V15H173ZM11 17H13V16H11ZM17 17V16H16ZM51 17V16H50ZM53 17V16H52ZM51 17V18H52ZM63 17V16H62ZM74 17H71V19H72V21H74L73 20V18ZM80 17V16H79ZM89 17V16H88ZM92 17V16H91ZM90 17V18H91ZM139 17V16H138ZM142 17L140 16V19H142ZM145 17V19H146V17L147 16H144ZM153 17V16H152ZM157 17V16H156ZM155 17V18H156ZM158 17H157V22H158ZM170 17V16H169ZM168 17V18H169ZM172 17V16H171ZM41 18V17H40ZM42 18H44V17H42ZM48 18V17H47ZM51 18H49V19H51ZM54 18V17H53ZM52 18V19H53ZM55 18H56V16H55ZM67 18V17H66ZM80 19V20H85V19ZM93 18V17H92ZM96 18V17H95ZM100 18H99V20H100ZM109 18V17H108ZM111 18V17H110ZM112 18H117V16L116 17H112ZM123 18V17H122ZM121 18V19H122ZM128 18V17H127ZM132 18H133V16H132ZM154 18V17H153ZM161 18H162V16H161ZM160 18V19H161ZM165 18V17H164ZM167 18V17H166ZM173 18H176V15H175V17H173ZM45 19V18H44ZM48 19V20H49ZM59 19V18H58ZM57 19V20H58ZM70 19V20H71ZM74 19H76V18H74ZM79 18H77V20H75V22H77V21H79L78 20ZM98 19V18H97ZM96 19V20H97ZM101 19V20H102ZM139 19V18H138ZM150 19H152L151 17H150ZM150 19H149V21H150ZM163 19V18H162ZM12 20V19H11ZM47 20V19H46ZM47 20V21H48ZM54 20V19H53ZM62 20H64V19H62ZM69 20V21H70ZM99 20H97V21H95V24L96 25H107V23L105 22V23H101V22H99L98 23V21ZM118 20V19H117ZM124 20H126V19H124ZM133 20V19H132ZM136 20H137V18H136ZM147 20H148V17H147ZM146 20V21H147ZM154 20V19H153ZM153 20H152V22H153ZM167 20V19H166ZM169 20H171V19H169ZM173 20V19H172ZM171 20V21H172ZM1 21V20H0ZM47 21H44V22H47ZM51 21V20H50ZM55 21V20H54ZM59 21V20H58ZM61 21V20H60ZM88 21H89V19H88ZM88 21H85V22H88ZM111 21L113 22V19L112 20H110V23H111ZM119 21H121V20H119ZM144 21V20H143ZM161 20H159V22H160ZM34 22V21H33ZM71 22V21H70ZM80 22H82V21H80ZM91 22H94V20H91ZM125 22V21H124ZM129 22L130 21H128V24H129ZM132 22V21H131ZM135 22H137V21H135ZM142 22V21H141ZM155 22V21H154ZM158 22V23H159ZM163 22V21H162ZM164 22H165V20H164ZM174 22H173V24H174ZM2 23H3V21H2ZM1 22H0V24H2ZM19 22H17V19H16V21H15V24H18ZM22 23V22H21ZM35 23H36V21H35ZM43 23V22H42ZM61 23V22H60ZM60 23H55V24H60ZM63 23V22H62ZM90 23V22H89ZM88 23V24H89ZM110 23H108V24H110ZM118 23V22H117ZM116 23V21H115V24H117ZM139 23V22H138ZM172 23V22H171ZM176 23V24H177ZM14 24V25H15ZM51 24H52V22H51ZM64 24V23H63ZM66 24V23H65ZM65 24L63 25V26H65ZM69 24H71V23H69ZM74 24V23H73ZM76 24V23H75ZM74 24V25H75ZM85 24V23H84ZM84 24H80V25H84ZM91 24L92 25H94L93 23H90V27H91ZM113 24V23H112ZM111 24V25H112ZM119 24H121V23H119ZM127 24V25H128ZM146 24V26H148L147 25V23H145ZM148 24H149V22H148ZM153 24H155V23H153ZM160 25L162 24V23H159ZM168 24H170L169 22H168ZM168 24H167V26H168ZM173 24H172V27H173ZM175 24V25H176ZM7 25V24H6ZM18 25H21V24H18ZM18 25H16L17 26V28H18ZM43 25V24H42ZM46 25V24H45ZM48 25H50V24H48ZM105 25V26H106ZM124 25V24H123ZM126 25V26H127ZM131 25V24H130ZM135 26L136 25H138V24H134ZM133 24L131 25V27L132 26H134ZM150 25V24H149ZM163 25V24H162ZM171 25V24H170ZM2 26V25H1ZM3 26H4V24H3ZM40 27H41V25H39ZM54 26V25H53ZM59 26V25H58ZM57 26V28L58 29H56V26H54V28L53 27H49V26H45V28H44V32H43V34L45 35V34H67L66 32H65V30L64 31H62V29L60 30V27H58ZM62 26V25H61ZM68 24H66V28L64 27V29H67L68 27ZM78 26H79V24H78ZM87 27V29H88V32L90 31V29H92L93 27H89L87 24H85L84 25V28H86ZM97 26V27H98ZM109 26V25H108ZM119 26H121V25H119ZM125 26V27H126ZM142 26V25H141ZM165 26V25H164ZM33 27V26H32ZM70 27V26H69ZM102 27H104V26H102ZM116 27V26H115ZM137 27V26H136ZM144 27V26H143ZM152 27H154V25L152 26ZM160 27V26H159ZM171 27V26H170ZM175 27V26H174ZM179 27V26H178ZM181 27V26H180ZM180 27H179V29H180ZM1 28V27H0ZM8 28H9V26H8ZM13 28V27H12ZM16 28V29H17ZM20 28V27H19ZM24 28V27H23ZM23 28H22V30H23ZM42 28V29H43ZM71 28V27H70ZM74 28V27H73ZM75 28L77 29V27L75 26ZM74 28V29H75ZM83 27H82V29H80V26H79V29H77V30H79V31H83L82 33H84L87 29H84ZM101 28V27H100ZM106 28H108V27H106ZM104 29L105 31L107 30V29ZM130 28V27H129ZM138 28V27H137ZM150 28V27H149ZM155 28L156 27H154V28H152V29H154V31H155ZM158 28V27H157ZM156 28V29H157ZM163 27H160V29H162ZM164 28H166V27H164ZM168 28V27H167ZM176 28V27H175ZM3 29H5V27L3 28ZM3 29H1L2 31H3ZM11 29V28H10ZM9 29V30H10ZM21 29V28H20ZM19 29V30H20ZM25 29V28H24ZM36 29H38V27L36 28ZM84 29V30H83ZM93 29H95V26H94V28ZM92 29V30H93ZM108 29H110V28H108ZM112 29H114L113 27H112ZM111 29V30H112ZM122 29H123V27H122ZM133 29H135L134 27H133ZM140 29V28H139ZM148 29V27L146 28V30ZM169 29V28H168ZM171 29H173V28H171ZM178 29V28H177ZM70 29L68 28V30H67V32L69 31ZM91 30V31H92ZM96 30V29H95ZM98 30V29H97ZM96 30V31H97ZM100 30V29H99ZM117 30V29H116ZM115 29H114V31H116ZM126 30V29H125ZM137 30V29H136ZM144 30V29H143ZM142 30V31H143ZM149 30V29H148ZM147 30V31H148ZM165 30V29H164ZM170 30V29H169ZM174 30H176V29H174ZM2 31H0V32H2ZM11 31V30H10ZM15 31V30H14ZM25 31H27V29L25 30ZM25 31H22L23 32V35H24V33H27V32H25ZM31 31H34L33 29H29V33L31 32ZM71 31H72V28H71ZM74 31L75 30H73V33H74ZM89 32V33H93V31L92 32ZM96 31H94L96 34H98L99 35V33H102L101 31H98V33L96 32ZM104 31V32H105ZM108 31V30H107ZM128 31V30H127ZM157 31H158V29H157ZM160 31V30H159ZM165 31H167V30H165ZM172 32H173V30H171ZM182 31V30H181ZM183 31H185L184 29H183ZM4 32V31H3ZM9 32V31H8ZM16 32V31H15ZM18 32V31H17ZM87 32V31H86ZM87 32V33H88ZM109 32H111V31H109ZM133 32V31H132ZM140 32V31H139ZM138 32V33H139ZM145 32V31H144ZM149 32V31H148ZM6 33H7V31H6ZM12 32H10V34H11ZM35 33V32H34ZM40 33H41V31H40ZM76 33V32H75ZM74 33V34H75ZM80 33V37L78 38V35L76 36L75 35V37H77V38H75L74 36H70L69 34L68 35H65V39L63 38V36H62V38L64 39L63 41H67V43L69 44V45H72V46H75V45H77V42H80V43H82L83 41H85L87 38H88V41L90 40V38L88 37L89 35H91V34H87L86 35V33L85 34H82L81 32H79ZM78 32H77V34H79ZM107 33V32H106ZM112 33V32H111ZM119 33H121V32H119ZM124 33V32H123ZM129 33V32H128ZM161 34H162V32H160ZM159 33V34H160ZM198 33V32H197ZM9 34V35H10ZM28 34V33H27ZM71 35H72V33H70ZM95 34V35H96ZM108 34V33H107ZM122 34V33H121ZM125 34H126V32H125ZM142 34V33H141ZM144 34V33H143ZM142 34V35H143ZM152 34H153V32H152ZM156 34V33H155ZM158 34V33H157ZM172 34V33H171ZM0 35H3V33L2 34H0ZM9 35H8V37H9ZM13 35V34H12ZM26 35V34H25ZM42 35V34H41ZM85 35L87 36V38L85 37ZM93 35V34H92ZM98 35H96V36H98ZM101 35H105V34H101ZM117 35V34H116ZM148 35H150V33L148 34ZM147 35V36H148ZM178 36H179V32H178V34H177ZM187 35V36H188ZM30 36V35H29ZM36 36V35H35ZM49 36V35H48ZM54 36V35H53ZM59 36H61V35H59ZM82 36L84 37V38H86V39H84V40H82L81 38H82ZM96 36H94V37H96ZM113 36V35H112ZM115 36V35H114ZM146 36V35H145ZM144 36V37H145ZM177 36V37H178ZM182 36V37H183ZM191 36V35H190ZM195 36V35H194ZM193 36V37H194ZM199 36L197 37V38H199ZM4 37H6V34H5V36ZM11 37H13V36H11ZM11 37H9V40H10V38ZM15 37H17V35L15 36ZM22 37V36H21ZM28 37V36H27ZM43 37H46V36H43ZM55 37V36H54ZM130 37V36H129ZM132 37V36H131ZM149 37V36H148ZM147 37V38H148ZM169 37V36H168ZM185 37H186V35H185ZM210 37V38H209ZM2 38V37H1ZM18 38V37H17ZM23 38V37H22ZM61 38V37H60ZM61 38V39H62ZM101 37H99V39H100ZM105 38V37H104ZM103 38V39H104ZM110 38V37H109ZM113 38V37H112ZM111 38V39H112ZM120 38V37H119ZM136 38V37H135ZM138 38V37H137ZM154 38H157V37H154ZM176 38V37H175ZM180 38V37H179ZM187 38H190V37H187ZM12 39V38H11ZM21 39V38H20ZM49 39H50V36H49ZM49 39H47V41H49ZM53 39L54 38H52L51 40L53 41ZM92 39V38H91ZM95 40H96V42L98 41V37H97V39L96 38H94ZM125 39V38H124ZM146 39V38H145ZM150 39V38H149ZM152 39V38H151ZM150 39V40H151ZM157 39H159V38H157ZM181 39V38H180ZM180 39H179V41H180ZM191 39V38H190ZM209 39H211L210 41H209ZM1 40V39H0ZM27 40H29V39H27ZM26 40V41H27ZM44 40V39H43ZM50 40V41H51ZM55 40H57V39H54V41ZM107 40V39H106ZM106 40H105V42H106ZM119 40V39H118ZM117 40V41H118ZM123 40V39H122ZM138 40V39H137ZM144 40V39H143ZM142 40V41H143ZM176 40H178V39H176ZM182 40V39H181ZM193 40V39H192ZM192 40H190V41H192ZM200 40V39H199ZM13 41V40H12ZM62 41V42H63ZM94 41V40H93ZM99 41H101V39L99 40ZM103 41V40H102ZM108 41V40H107ZM112 41V40H111ZM114 41V40H113ZM116 41V40H115ZM148 41V40H147ZM184 41V40H183ZM194 41V40H193ZM198 41V40H197ZM196 41V42H197ZM6 42V41H5ZM39 42V41H38ZM37 42V43H38ZM86 42H87V40H86ZM92 42V41H91ZM95 41H94V43H91L94 47H98V44L96 43ZM119 42V41H118ZM135 42V41H134ZM153 42V41H152ZM151 42V43H152ZM155 42V41H154ZM168 42V41H167ZM166 42V43H167ZM176 42H178V41H176ZM182 42V41H181ZM189 42V41H188ZM188 42H184L183 43V45H186L185 43H188ZM3 43V42H2ZM9 43V42H8ZM22 43H24V42H22ZM36 43V44H37ZM48 43V42H47ZM50 43V42H49ZM53 43V42H52ZM56 43H57V41H56ZM65 42H63V43H60V44H62V45H67V43L66 44H64ZM100 44L102 43V42H99ZM103 43H104V41H103ZM117 43V42H116ZM132 43V42H131ZM145 43V42H144ZM149 43H150V41H149ZM157 43V45H158V42H156ZM161 43V42H160ZM165 43V42H164ZM7 44V43H6ZM14 44V43H13ZM27 44H28V42H27ZM26 44V45H27ZM30 44H32V43H30ZM35 44V45H36ZM43 44V43H42ZM57 44H59V43H57ZM56 44V45H57ZM87 45H89L88 43H86ZM85 44V45H86ZM90 44V45H91ZM96 44H97V46H96ZM100 44H99V46H100ZM106 44V43H105ZM126 44V43H125ZM133 44V43H132ZM139 44V43H138ZM137 44V45H138ZM147 44V43H146ZM175 44V43H174ZM181 44V43H180ZM192 44L193 43H191V46H192ZM3 45V44H2ZM2 45H0V46H2ZM10 45H11V43H10ZM19 45V43H17V46ZM23 45V44H22ZM21 45V46H22ZM44 46H45V44H43ZM55 45V46H56ZM61 45V46H62ZM86 45V46H87ZM88 46L89 48L90 47H92V45L91 46ZM116 45V44H115ZM120 45V44H119ZM129 45V44H128ZM137 45H134V46H137ZM141 45V44H140ZM153 45V47H154V44H152ZM156 45V46H157ZM165 45H167V44H165ZM176 45V44H175ZM179 45V44H178ZM177 45V46H178ZM194 45V44H193ZM4 46V45H3ZM11 46H13V45H11ZM51 46V45H50ZM63 46V47H64ZM80 46V45H79ZM78 46V47H79ZM85 46V47H86ZM109 46V45H108ZM144 46H146V45H144ZM143 45H141V47H144ZM189 46H190V44H189ZM199 46V47H200ZM210 46H211V48H210ZM7 48H8V45L6 46ZM10 47V46H9ZM14 47V49H8V51H11L10 53L12 54V52L13 53H16V54H12L11 56H10V53L8 54L6 51L4 52V51H2L1 50V48L4 50V48L3 47H0V61H1V63H2V61H4L5 59H8L9 57L8 56H10V58L12 59V62H14L15 61V59H16V61L18 60V62H20V63H26V62H28L29 61V59H28V57H27V61H25L26 59H25V56L24 55H22V51L20 50L19 52H17L18 51V49H20V48H18V47H16L15 45L13 46ZM27 47V46H26ZM33 47H35V46H33ZM38 47H39V45H38ZM52 47V46H51ZM82 47H84V44H83V46ZM100 47H102V46H100ZM104 47H106V46H104ZM113 47V46H112ZM123 47V46H122ZM122 47H121V49H122ZM147 47V46H146ZM175 47V46H174ZM186 47V46H185ZM192 47H194V46H192ZM192 47H191V51H192ZM195 47H197L198 48V46L196 45V43H195ZM194 47V48H195ZM23 48H25V47H23ZM36 48V47H35ZM70 48H72V47H70ZM69 48V49H70ZM75 48L77 49V47L75 46ZM89 48H87V49H89ZM134 48V47H133ZM135 48H137V47H135ZM140 48V47H139ZM145 48V47H144ZM156 48V47H155ZM196 48V49H197ZM26 49V48H25ZM29 49V48H28ZM46 49V48H45ZM62 49V48H61ZM66 49V48H65ZM82 49V48H81ZM91 50H92V48H90ZM109 49H111V48H109ZM114 49V48H113ZM117 49V48H116ZM120 49V48H119ZM147 49V48H146ZM149 49V48H148ZM157 49V48H156ZM177 49V48H176ZM189 49V48H188ZM6 50V49H5ZM14 50V51H13ZM38 50V49H37ZM44 50V49H43ZM50 50V49H49ZM49 50H48V53H49ZM68 50V49H67ZM77 50H79V48L77 49ZM77 50H75V51H77ZM84 50H85V48H84ZM94 50H95V52H96V49L94 48ZM99 50V49H98ZM129 50V49H128ZM127 50V51H128ZM194 50V49H193ZM36 51V50H35ZM54 51H56V50H54ZM59 51V50H58ZM86 51V50H85ZM187 51H189V50H187ZM195 51V50H194ZM197 51H199L198 49H197ZM30 52V51H29ZM28 52V53H29ZM44 52V51H43ZM66 52V51H65ZM65 52H63V53H65ZM70 52L71 51H69V54L68 55H70ZM94 52V51H93ZM104 52H106V51H104ZM136 52H138V51H136ZM147 52V51H146ZM24 53H25V51H24ZM37 53H40V52H37ZM45 53V52H44ZM62 53V52H61ZM80 53V52H79ZM83 53V52H82ZM103 53V52H102ZM106 53H108V52H106ZM111 53V52H110ZM144 53H145V51H144ZM190 53V52H189ZM8 54V55H7ZM31 54H36V53H31ZM50 54V53H49ZM48 54V55H49ZM55 54H56V52H55ZM66 54V53H65ZM72 54H73V52H72ZM78 54V53H77ZM76 54V55H77ZM112 54V53H111ZM134 54V53H133ZM141 54V53H140ZM191 54H193V51L191 52ZM7 55V56H6ZM25 55H27V54H25ZM45 55V54H44ZM58 55H60V54H58ZM67 55V56H68ZM79 55V54H78ZM94 55H95V53H94ZM104 55V54H103ZM135 55V54H134ZM147 55V54H146ZM146 55H144L145 56V60H146ZM149 55V54H148ZM196 55V54H195ZM198 55V54H197ZM28 56H30V54L28 55ZM61 56V55H60ZM64 56V55H63ZM66 56V55H65ZM66 56V57H67ZM83 56V55H82ZM99 56H101V54L99 53ZM114 56V55H113ZM133 56V55H132ZM8 57V58H7ZM17 57H21L20 59L19 58H17ZM23 57H24V59H23ZM40 57V58H39ZM53 57V56H52ZM52 57L51 58H49V59H52ZM76 57V56H75ZM74 57V58H75ZM83 57H85V56H83ZM82 57V59H84ZM107 57V56H106ZM111 57V56H110ZM139 57V56H138ZM137 57V58H138ZM142 57V56H141ZM149 57V56H148ZM193 57H195V56H193ZM30 58V57H29ZM35 58V57H34ZM62 57H59V59H61ZM87 58V57H86ZM93 58V57H92ZM97 58V57H96ZM113 58V57H112ZM129 58V57H128ZM188 58H189V56H188ZM11 59H9V61L11 60ZM31 59V58H30ZM43 59H45V61H48L47 60V56L45 55V56H43V53H40V54H38V57H37V54H36V58L33 60V59H31V60H33L36 64L35 65H38L37 63L38 62H40V61H42ZM68 59V58H67ZM88 59V58H87ZM102 59H103V56H102ZM104 59H105V57H104ZM125 59V58H124ZM148 60H149V58H147ZM14 60V61H13ZM53 60V59H52ZM55 60V59H54ZM63 60H65V59H63ZM63 60L61 61V62H63ZM76 60H79V59H77L76 58ZM89 60V59H88ZM94 60V59H93ZM98 60V59H97ZM108 60V59H107ZM202 60H201V62H202ZM8 60H6V61H4V63L5 62H7ZM32 61V62H33ZM44 61V62H45ZM56 62L58 61V60H55ZM60 61V60H59ZM81 61V60H80ZM79 61V62H80ZM91 61V60H90ZM99 61V60H98ZM128 61V60H127ZM141 60H139V62H140ZM150 61V60H149ZM32 62H30V64L32 63ZM34 62H33V64H34ZM51 62H53V61H51ZM67 62V61H66ZM83 62V61H82ZM85 62V61H84ZM100 62H101V59H100ZM103 62V61H102ZM146 63H147V61H145ZM190 62V61H189ZM0 63V64H1ZM16 63V62H15ZM19 63V64H20ZM23 63V64H24ZM45 63H47V62H45ZM74 63V62H73ZM92 63V62H91ZM196 63V62H195ZM198 63V62H197ZM7 64H9V63H7ZM10 64H12L11 63V61H10ZM18 64V63H17ZM19 64H18V66H19ZM27 64V63H26ZM29 63H28V65H30ZM33 64L32 65H30V66H32L33 67ZM43 64V63H42ZM47 64H50L49 62L47 63ZM53 64V63H52ZM57 64V63H56ZM79 64V63H78ZM83 64V63H82ZM86 64V63H85ZM144 64V63H143ZM202 64V63H201ZM200 64V65H201ZM214 64V65H213ZM3 65V64H2ZM28 65H26V66H28ZM80 65V64H79ZM129 65V64H128ZM134 65V64H133ZM211 65H213V68H211L212 66ZM21 66H23V65H21ZM20 66V67H21ZM25 66V67H26ZM197 66V65H196ZM24 67V68H25ZM32 67H29V68H32ZM47 67V66H46ZM3 68H5V65H4V67ZM16 68V67H15ZM35 68V67H34ZM34 68H33V70H34ZM36 68H37V66H36ZM35 68V69H36ZM197 68V67H196ZM6 69H7V67H6ZM27 69H28V67H27ZM40 69V68H39ZM44 69V68H43ZM8 70H9V68H8ZM33 70H29L28 69V72L30 73V77L29 78H27V76L28 75H26V80H28L29 79V81H27V82H30L31 83V81L30 80H32V79H30V78H32V72H34ZM37 70V69H36ZM135 70H137V69H135ZM198 70V69H197ZM1 71V70H0ZM2 71H3V69H2ZM10 71V70H9ZM129 71V70H128ZM138 71V70H137ZM194 71V70H193ZM196 71V70H195ZM26 72H27V70H26ZM39 72V71H38ZM47 72H49V71H47ZM46 72V73H47ZM53 72V71H52ZM52 72H51V74H52ZM127 72V71H126ZM192 72V71H191ZM7 73V72H6ZM5 73V74H6ZM25 73V72H24ZM45 73V74H46ZM128 73V72H127ZM127 73H126V75H127ZM137 73V72H136ZM134 74V76L136 75V76H138V78H139V75H137V74ZM2 74V73H1ZM9 74V73H8ZM17 74H19V73H17ZM48 74V73H47ZM7 75V74H6ZM10 75V74H9ZM22 75V74H21ZM20 75V76H21ZM23 75H25V74H23ZM39 75V74H38ZM43 75V74H42ZM53 75V74H52ZM51 75V76H52ZM129 75V74H128ZM132 75H133V73H132ZM140 75H142V74H140ZM193 75V74H192ZM195 75H197V74H195ZM8 76V75H7ZM40 76V75H39ZM49 76V75H48ZM194 76V75H193ZM226 76L227 77H232V79L231 80H233V81H231V80H229V79H227L226 78ZM1 77H3V76H1ZM35 77H37V76H35ZM197 77H199L198 75H197ZM222 77V78H221ZM3 78H6V76L5 77H3ZM2 78V79H3ZM8 78L9 79H11L10 78V76H8ZM13 78V77H12ZM22 78H24V77H22ZM132 78V77H131ZM134 78V77H133ZM1 79V80H2ZM34 79V78H33ZM39 79V78H38ZM51 79H52V77H51ZM50 79V80H51ZM55 79V78H54ZM128 79V78H127ZM5 80V79H4ZM6 80H7V78H6ZM50 80H48V83H49V81ZM135 81L137 80V79H134ZM14 81H16V80H14ZM21 81V80H20ZM24 81V80H23ZM34 81V80H33ZM36 81V80H35ZM138 81V80H137ZM4 82V81H3ZM3 82H1V84H3V87H1V85H0V141L2 142V144L4 143V142H6L5 141V139L7 140L9 137L7 136V135H9L8 134V132L11 130L12 131V129H13V126H15L14 125V121L12 122V117H11V115H8V111L6 110L7 109V107L10 105L9 104V101H11V99H13V97L14 96H12V93H13V95H14V89H12V88H14V86H16V85H14V86H12V84H11V86H12V93H11V95H10V92H9V90H8V88L7 87H5V84L3 83ZM10 82H11V80H10ZM16 82H19L18 80L16 81ZM26 82V81H25ZM47 82V81H46ZM50 82H52V81H50ZM55 82V81H54ZM198 82V81H197ZM9 83V82H8ZM12 83H13V79H12ZM22 84H23V82H21ZM34 83V82H33ZM40 83V82H39ZM48 83H47V85H48ZM200 83V82H199ZM10 84V83H9ZM13 84H15V83H13ZM19 84V83H18ZM25 84V83H24ZM24 84H23V86H24ZM54 84V83H53ZM52 84V85H53ZM25 85H28V84H25ZM32 85H34V84H32ZM37 85V84H36ZM46 85V86H47ZM51 85V84H50ZM51 85V86H52ZM140 87H142V85H140V84H138ZM200 85V86H201ZM8 86V85H7ZM18 86V85H17ZM30 86V85H29ZM28 86V87H29ZM39 86V85H38ZM139 86H138V89L140 90L141 88H139ZM197 86V85H196ZM19 87V86H18ZM27 87V86H26ZM25 87V88H26ZM34 87V86H33ZM33 87H32V89H33ZM37 87V86H36ZM40 87H42L41 85H40ZM47 87H49V86H47ZM56 87V86H55ZM6 88V89H5ZM30 88V87H29ZM143 88H144V86H143ZM200 88V87H199ZM21 89V88H20ZM32 89H29V90H31L32 91ZM138 89H137V92L139 93V95H142L143 97L145 96V95H143L144 94V90L142 91V90H140V91H138ZM33 90H36L35 89V87H34V89ZM38 90V89H37ZM20 91V90H19ZM26 91V90H25ZM142 91V92H141ZM199 91V90H198ZM246 91V92H247ZM24 92V91H23ZM29 92V91H28ZM36 92H38V91H36ZM133 92H135V91H133ZM133 92H131L132 94H133ZM136 92V94H138ZM212 92H210V93H212ZM246 92H244V94L246 93ZM249 92V93H250ZM143 93V94H142ZM146 93V92H145ZM147 93H149V92H147ZM146 93V94H147ZM248 93V92H247ZM246 93V94H247ZM251 93L249 94V95H251ZM43 94V93H42ZM132 94H130V96H127L128 98L129 97H131V95ZM135 94V93H134ZM209 94V95H208ZM245 94V95H246ZM129 95V94H128ZM209 96V97H207V96ZM256 95H257V93H256ZM259 95V94H258ZM17 96V95H16ZM43 96V95H42ZM204 96H206V97H204ZM253 97H254V94L252 95ZM251 96V97H252ZM12 97V98H11ZM47 97V96H46ZM132 97H133V95H132ZM139 96L137 95L136 96V98H138ZM143 97H140V98H143ZM212 97H216V96H212ZM211 97V98H212ZM250 96H249V98H251ZM18 98V97H17ZM25 98H27V97H25ZM48 98V97H47ZM134 98H135V95H134ZM145 98V97H144ZM200 98H201V96H200ZM210 98V99H211ZM219 98H221V97H219ZM230 97H228V99H229ZM235 98V97H234ZM239 98H241V97H239ZM247 98V97H246ZM261 99H262V97H260ZM259 98V99H260ZM15 99V98H14ZM12 100V101H15V100ZM20 99V98H19ZM130 99V98H129ZM203 99V101L204 102H206L207 104L209 103H212L211 101L213 100H208L209 102H207V101H205ZM217 99H218V97H217ZM227 99V100H228ZM231 99V98H230ZM114 100V99H113ZM116 100V99H115ZM113 101V102H115L116 103V105H121L122 103L121 102H119V104H117L118 103V101L116 102V101ZM131 100H132V98H131ZM136 100V99H135ZM145 100V99H144ZM222 100V99H221ZM227 100H225V102L227 101ZM234 100V99H233ZM232 100V101H233ZM254 100H255V98H254ZM253 100V101H254ZM62 101L63 102H66L67 101V98H66V100L64 99H62ZM62 101L60 102V103H62ZM120 101H121V99H120ZM124 101H125V99H124ZM123 101V102H124ZM128 101V100H127ZM127 101H125L126 103H127ZM218 101V100H217ZM262 101V100H261ZM7 104H6V103ZM20 102V101H19ZM23 102H26L27 103V101H24V98H23ZM42 102V101H41ZM46 102H48V101H46ZM50 103H52L51 101H49ZM109 102H112V101H109ZM129 102H130V100H129ZM134 102V104H135V101H133ZM203 102V103H204ZM220 102V101H219ZM233 102H235V101H233ZM240 102V101H239ZM241 102H244V101H241ZM248 102V101H247ZM3 103V104H2ZM11 103V102H10ZM45 103V102H44ZM58 103V102H57ZM68 103H69V100L67 101V105H66V107L68 106ZM108 103V102H107ZM206 103H204L205 105L204 106H209V104L207 105ZM213 103H215L214 101H213ZM213 103H212V105H213ZM222 103H224V102H222ZM221 103V105H224V104H222ZM227 103H228V105H230L229 103H231V102H228L227 101ZM261 103V102H260ZM6 104V105H5ZM36 104V103H35ZM110 104V103H109ZM134 104H132V105H134ZM147 104V103H146ZM149 104V103H148ZM232 104H234V103H232ZM239 104V103H238ZM241 104V103H240ZM251 104V103H250ZM25 106H26V104H24ZM36 105H38V104H36ZM46 105V104H45ZM50 106H51V104H49ZM60 104H58V106H59ZM116 105L115 104H111V105H109V108L107 109V107H106V115L104 116V115H102V114H104V113H102L101 115H99L98 117H97V119H96V123L95 122H93V124H91V123H89V116L87 115V117H89L88 118V120L87 119H85V122L86 121H88L87 122V124H89L88 126L90 127L91 125V127H93V129L95 128V130H89V131H91V132H89L88 131V129H86V127H85V131L84 132H82L83 130H82V125H84L83 123L84 122H82V125H81V127H80V125H78L79 127H77V128H79V130H80V134H82V135H84V134H87L88 132H89V134H90V137H89V135L87 134V137H85V138H88L89 139V142H88V140L86 141V140H83V138L81 139L80 137L78 138V140L79 139H81V141H86V142H88L89 144L87 145V147H85V148H87V149H92V151L94 150V149H99V147L101 146V144L102 145H104L105 144V148H106V145H107V147H108V145H109V149L111 150V147L110 146H113L112 148H114V149H112V150H115L116 149V146L118 145H116V144H114V141L116 140H114L113 138H110V137H114V136H112V135H114L115 134V136L117 137V136H120L122 133H121V130H122V128H121V120H120V122L118 123V121H119V119H120V117L118 118V116H119V114L117 113V111H119L118 109H116L117 107H116ZM124 105V104H123ZM129 105V104H128ZM135 105H137L139 108L141 107V106H139L137 103L135 104ZM228 105H226V103H225V106L228 108ZM248 105V104H247ZM259 105V107H258V110L259 109H264V101H262V103L261 104H258ZM15 106V105H14ZM27 106H28V104H27ZM41 106H43V104L41 105ZM54 106L55 107H53V108H56V106H57V104H56V102H55V104H54ZM61 106H63V105H61ZM84 106V105H83ZM223 107V108H226V107ZM249 106V105H248ZM254 106V105H253ZM10 108H11V106H9ZM21 107H22V105H21ZM36 107V106H35ZM49 107V106H48ZM120 107V106H119ZM118 107V108H119ZM137 107V109H139ZM234 107V106H233ZM232 107V108H233ZM237 107V106H236ZM243 107V106H242ZM242 107H240V108H242ZM25 108V107H24ZM23 107H22V110H19V113L18 114H22V116L24 115L25 116V114L28 116V112L27 111H25V109H24ZM39 108V107H38ZM65 108V107H64ZM64 108H61L60 107V109H64ZM90 108V107H89ZM123 108H125V107H123ZM128 108H130L129 106H128ZM133 108H134V106H133ZM136 108V107H135ZM141 108H144V105H143V107H141ZM140 108V109H141ZM202 108V107H201ZM207 110H210L209 109V107H205ZM204 108V109H205ZM211 108V107H210ZM213 108V107H212ZM211 108V109H212ZM220 108V107H219ZM222 108V107H221ZM229 108H231V107H229ZM244 108V107H243ZM242 108V109H243ZM29 109V108H28ZM35 109V108H34ZM33 109V110H34ZM59 109V108H58ZM82 109V108H81ZM84 109V108H83ZM94 109H96V108H94ZM121 110H122V108H120ZM131 109H132V107H131ZM139 109V110H140ZM214 109V108H213ZM216 109V108H215ZM239 109V108H238ZM241 109V110H242ZM251 109V108H250ZM253 109V108H252ZM9 110V109H8ZM30 110V109H29ZM46 110V109H45ZM51 110V109H50ZM56 110V109H55ZM55 110H53V111H55ZM89 110V109H88ZM99 110H102V111H104L103 109H99ZM124 110V109H123ZM134 110V109H133ZM132 110V111H133ZM139 110H136V111H139ZM142 110V109H141ZM200 110H202V109H200ZM218 110V109H217ZM226 110V109H225ZM234 110H235V108H234ZM257 110V109H256ZM11 111V110H10ZM36 111H38V110H36ZM59 111V110H58ZM81 111V110H80ZM84 111V110H83ZM102 111H100V113L102 112ZM127 111V110H126ZM130 111V110H129ZM129 111H128V113H129ZM144 111H145V109H144ZM227 111V110H226ZM244 111V110H243ZM252 111V110H251ZM27 112V113H26ZM39 112V111H38ZM40 112H42V111H40ZM46 112H48V111H46ZM46 112H43V114L45 113L46 114ZM56 112V111H55ZM91 112V111H90ZM109 112V113H108ZM121 112V111H120ZM204 112V111H203ZM236 112V111H235ZM238 112V111H237ZM255 112V111H254ZM260 112V111H259ZM262 112V111H261ZM13 113V112H12ZM31 113V112H30ZM89 113V112H88ZM122 113H124V112H122ZM122 113H120V114H122ZM126 113V112H125ZM138 113V112H137ZM211 113V112H210ZM218 113V112H217ZM11 114V113H10ZM40 114V113H39ZM42 114V115H43ZM99 114V113H98ZM205 114H207V112L205 113ZM212 114V113H211ZM210 114V115H211ZM228 114V113H227ZM254 114H256V113H254ZM262 114H264V113H262ZM83 115V114H82ZM92 115H93V112H92ZM107 115H108V117H109V119H106V117H107ZM130 115V114H129ZM135 114H133V116H134ZM222 115V114H221ZM260 115V114H259ZM30 116V115H29ZM28 116V117H29ZM80 116H81V114H80ZM91 116V115H90ZM121 116V115H120ZM127 116V115H126ZM132 116V115H131ZM132 116V117H133ZM208 118H209V115H206ZM241 116V115H240ZM16 117V116H15ZM14 117V118H15ZM31 117V116H30ZM83 117V116H82ZM86 117V118H87ZM95 117V116H94ZM123 117H125V116H123ZM136 117V116H135ZM135 117H133V118H135ZM236 117V116H235ZM258 117V116H257ZM18 118V117H17ZM25 118V117H24ZM125 118H127V117H125ZM131 118V117H130ZM208 118H206L207 119V121H206V123L209 121L208 120ZM219 118V117H218ZM76 119V118H75ZM92 119V118H91ZM122 119V118H121ZM129 119V118H128ZM212 119H214V118H212ZM221 119V118H220ZM253 119V118H252ZM29 120H31L32 121V119L30 118ZM81 120V119H80ZM94 120V119H93ZM215 120V119H214ZM213 120V121H214ZM34 121V120H33ZM32 121V122H33ZM77 121H79L78 119H77ZM91 121V120H90ZM132 121V120H131ZM151 121V120H150ZM35 122V121H34ZM80 122V121H79ZM78 122V123H79ZM124 121H122V123H123ZM126 122V121H125ZM211 122V121H210ZM221 122V121H220ZM229 122V121H228ZM13 123V124H12ZM75 123V122H74ZM73 123V124H74ZM33 123H31V125H32ZM76 124V123H75ZM79 124H81V122L79 123ZM86 123H85V126L87 125ZM96 124V125H95ZM126 124V123H125ZM128 124V123H127ZM149 124V123H148ZM226 124V123H225ZM11 125H12V128H11ZM31 125H29V126H31ZM34 125V124H33ZM77 125V124H76ZM124 125V124H123ZM150 125V124H149ZM153 125V124H152ZM207 126H208V124H206ZM211 125V124H210ZM228 125V124H227ZM246 125V124H245ZM88 126H87V128H88ZM125 126V125H124ZM124 126H122L123 127V129L124 128H126V127H124ZM127 126V125H126ZM222 126H224V125H222ZM32 127V126H31ZM74 127H75V125H74ZM91 127L89 128V129H91ZM129 127V126H128ZM238 127V126H237ZM15 128V127H14ZM26 128V127H25ZM29 128V127H28ZM27 128V129H28ZM137 128V127H136ZM146 128V127H145ZM150 128V127H149ZM18 129V128H17ZM44 129V128H43ZM46 129V128H45ZM83 129H84V127H83ZM129 129V128H128ZM133 129V128H132ZM228 129V128H227ZM232 129V128H231ZM245 129V128H244ZM78 130V131H79ZM149 130V129H148ZM222 130V129H221ZM240 130H242V129H240ZM14 131V130H13ZM24 131V130H23ZM44 131V130H43ZM42 131V136H44L47 132V130L45 131V132H43ZM75 131V134H78V131L77 130H74ZM77 131V132H76ZM88 131V132H87ZM122 131H125V129L124 130H122ZM128 131H130V130H128ZM128 131H126V132H124L125 134H127V132ZM133 131V130H132ZM134 131H135V129H134ZM140 131V130H139ZM206 131V130H205ZM85 132H87V133H85ZM115 132H117V133H120V134H118V135H116V133ZM136 132H137V130H136ZM214 132V131H213ZM221 132V131H220ZM239 132V131H238ZM24 133V132H23ZM31 133V132H30ZM33 133V132H32ZM43 133H45L44 135H43ZM140 133V132H139ZM248 133V132H247ZM255 133V132H254ZM27 134H29V132L27 133ZM34 134V133H33ZM48 134V133H47ZM79 134V135H80ZM124 134V135H125ZM130 134V133H129ZM225 134V133H224ZM239 134V133H238ZM241 134V133H240ZM246 134V133H245ZM29 135H31V134H29ZM95 135H100L99 137L98 136H95ZM123 135V134H122ZM120 136V137H123V136ZM134 135V134H133ZM132 135V136H133ZM143 135V134H142ZM144 135H146V134H144ZM144 135H143V137H144ZM222 135V134H221ZM254 135V134H253ZM252 135V136H253ZM261 135V134H260ZM262 135H264V134H262ZM41 136V135H40ZM78 136V135H77ZM86 136V135H85ZM101 136H105V140H104V138L102 137V139L101 140H104L103 142H101V140L100 141H98L97 139H100V137ZM130 136V135H129ZM136 136V135H135ZM251 136V137H252ZM8 137V138H7ZM24 137V136H23ZM46 137H49L48 135H45V137H42L41 138V140H43V138H45V139H47ZM51 137V136H50ZM82 137H84V136H82ZM115 137V138H116ZM120 137H118L119 139H120ZM213 137V136H212ZM216 137V136H215ZM239 137V136H238ZM244 137H245V135H244ZM246 137H247V135H246ZM257 137V136H256ZM27 139H25V138H23L22 140V142L20 143H16V144H18V146L15 144V146L17 147L16 149H18V151L15 153V155L16 156H18V159H17V157L16 158H12L13 160L14 159H17L16 160V162H15V160L13 161H11V156L9 157L8 156V154H7V156L6 157H4L2 154H3V152H2V154H0V179L1 178H3V176L5 175V182H6V184H5V182H4V180H1L0 181V184H2V182H3V184L4 185H7V187L5 188V190H7V192L8 191H10V193L12 192V191H14L12 194H8V196H10L11 197V199L12 198H14L15 197V202H16V200H17V202L16 203H14V199H13V202L12 203H14V204H8V203H11L10 202V200H8L7 201V205H5L3 202H1V201H4L5 200V198H3L2 196V198L4 199V200H2L1 199V197H0V199H1V201H0V204H1V206H0V214L2 215V213L4 214V213H7V212H5V210H6V208L7 207H9L8 208V210H6V211H10V209H11V211L12 212H15V213H12V212H10V213H12V214H15L16 216L19 214L18 213V211L21 209V207H25V206H23V204H25V202L26 201H29V200H27V198H29V196H28V194H29V190L30 189H33L34 188V190H43L44 189V187H46V189L48 188H50V187H52L51 189L52 190H57L58 191V193H59V196H57V198L55 199V200H53L54 202H56V204H54V206H56V208H55V210H58L59 212V214L60 215H62V216H64L65 218L67 217V218H70L69 220L71 221V223H72V221H74V223L75 222H77V223H79V222H81L84 226H87L88 228H89V230H88V232H87V234L85 235H83V233L81 234V233H79V235H78V237H77V241H75V242H71V244H69V243H66V244H64V243H61L60 241L61 240H58V238H60V236H58V232L60 231V226H59V224H60V222H57V220L55 219V218H57V216L58 215H56V213H57V211L55 212L53 209V212H55V213H53L50 209H47L46 207V209H43V210H40V209H38V207L36 206L35 208L32 206V205H34V204H36L35 202H33L34 204H32L31 206L35 209V210H33V208L30 210H28V211H23V213L24 212H26L23 216H22V218L21 219H19V218H17V219H19L20 221H19V223H20V225L18 224V223H16V224H18L19 225V227L21 226V224L23 225V227H22V229L21 228H19V229H21V230H19V231H17L16 233H14L15 231H13L14 229H17V228H15V227H18V226H15L14 227V229L12 230V227H11V229H8V227L6 226V223H7V225H8V220H6V218L4 217V216H8L7 214L6 215H4V216H1V218L2 217H4V218H0V264H14V262H18L19 264H40V262H42V260L44 261V263L46 264V261L45 260H47V264H63V263H66V264H72V262H70V260H67V261H63L60 257H59V255L58 254H56L55 253V251L57 252V253H59V252H66V253H68V254H79L80 255V257L81 258H84V259H86V260H83L82 262L84 263V264H129V263H131V264H166L167 263V258H170L171 257V255H172V253H174V250H175V248L177 247L176 245H177V242H178V240L176 241V240H174V242L176 243V247L174 246V250L172 249V248H170V249H172V250H170V252L169 253H171L172 251V253L171 254H169V255H166L164 252V250H166V249H168L169 250V248H166L165 249V247L163 246V245H165V244H162L164 241L166 242V245H167V241H169L170 240V238H171V234L169 235V233H171L170 232V230H169V225L167 226V225H165V223H167L166 222V219H169L170 218V216H167V214H166V216L167 217H169V218H158L157 217V221H156V219L154 218V217H152L153 215H148V213L147 212H145V216H146V213H147V217L149 216H151L152 218H154L155 220H153L152 218L151 219H147V217L146 218H144L145 216L143 215V218L145 219H143L142 220V223L143 222H145V224H141V220H139V219H141V218H139V214H142V212L140 213V211H141V209H143V207H144V209L146 208V206H148V205H146V204H144V203H148V202H152V201H154L153 200V198H155V196H156V194L155 193H157L156 192V190H159V189H157V188H159L160 187V184H164V183H161V182H163V180L161 181V182H159V180H158V178H156V177H158L157 175L155 176L154 175V173H150V171L148 172V174H136L135 173V175L133 176L132 175V177H133V179H130V181L129 180H126V178L124 177L125 175L124 174H119L118 176H116L115 175V171H114V169L116 168V164H115V168L113 169V171L115 172L112 176H110L111 174H110V165L108 166V162H107V164L106 163H101L102 161H100V166H97V164H96V167L97 168H95V167H91L90 165V163H91V161H89L88 163L90 164H88L89 166H88V170H87V165H85L86 167H84L87 171H83L84 169H82V167L84 166H81V164H84V163H79L80 162V159L78 160L77 159V161H76V159H73V157L74 156H77V155H75L74 154V156L71 158L72 159V161H73V163H71L70 161L68 162V163H71L69 166H71V170L73 171V169L75 170V173H74V171H73V173L74 174H77V175H74V177L76 176V177H78V179H80V181L79 180H76L77 178H74V179H70V177H69V179H66L65 178V180H70L71 181V183H70V181H69V184H67L68 182H64L65 180H61V179H64V178H61V177H59L60 178V180L59 179H57L56 180V176H53V173H52V176H50V174L49 175H46V176H48V177H50L49 179H48V181H51V185L49 186V187H47V184L44 186H42V182H43V180H45L44 178H45V175L44 174H46L45 173V170H44V172H41L42 170H43V167L42 166H44V163L42 162L41 164H39V163H37L36 165L38 166H36V165H34L35 164V162H34V164L32 165L33 167L35 166V170H39L37 173L35 172V170L34 171H32L33 170V167H32V170L29 172V173H31L32 174V172H34L35 173V175H31V176H33L32 178L28 175L29 173H28V170H24V172H22V173H25L26 171V175L27 176H29L30 178H31V181H33V178H35V180H34V184L35 185H33V183L31 182H27L26 181V177L24 178V179H21L20 178V175H22V173L20 172V171H22V169L23 168H21V167H25L26 165L28 166V164H26L25 166L24 165H22L23 163H24V159H26L29 155H30V152L32 151V148L30 147L31 146V143H33V142H30L31 140H30V138H29V140H28V137H26ZM52 138V137H51ZM51 138H50V140H51ZM54 138V137H53ZM76 138V137H75ZM97 138V139H96ZM118 138H117V140H118ZM232 138V137H231ZM10 139L11 138H9L8 139V141H10ZM17 139V138H16ZM21 139V138H20ZM49 139V138H48ZM121 139H124V137L123 138H121ZM126 139V138H125ZM124 139V140H125ZM136 139V138H135ZM134 139V140H135ZM138 139H139V137H138ZM141 139V138H140ZM144 139V138H143ZM235 139V138H234ZM233 139V140H234ZM238 139V138H237ZM253 139V138H252ZM257 139V138H256ZM33 140V139H32ZM36 140V139H35ZM34 140V141H35ZM57 141H58V139H56ZM113 140V141H112ZM130 140V139H129ZM128 140V141H129ZM148 140H150V138L148 139ZM259 140V139H258ZM12 141V140H11ZM36 141H38V140H36ZM40 141V140H39ZM43 141H45V140H43ZM47 141V140H46ZM45 141V142H46ZM81 141H79V142H81ZM113 143H112V142ZM139 141V140H138ZM145 141V140H144ZM216 141V140H215ZM230 141V140H229ZM231 141H232V139H231ZM248 141V140H247ZM252 141V140H251ZM262 141H264V140H262ZM12 142H14V140L12 141ZM17 142V141H16ZM42 141H40V144H46V143H41ZM48 142L49 141H47V144H48ZM51 142H53V141H51ZM56 142V141H55ZM59 142V141H58ZM118 142V141H117ZM127 142V141H126ZM218 142V141H217ZM253 142H255V141H253ZM257 142H259V141H257ZM38 143V142H37ZM36 143V144H37ZM78 143V142H77ZM104 143V144H103ZM128 143V142H127ZM127 143H124V144H126L127 145ZM245 143V142H244ZM248 143V142H247ZM4 144H6V143H4ZM8 144V143H7ZM12 144V143H11ZM11 144H10V146H11ZM40 144H39V146H40ZM50 144V143H49ZM57 144V143H56ZM79 144V143H78ZM229 144V143H228ZM252 144V143H251ZM260 144V143H259ZM9 145V144H8ZM51 145V144H50ZM54 144H52V146H53ZM85 145H86V143H85ZM116 145V146H115ZM120 145V144H119ZM118 145V146H119ZM129 145V144H128ZM152 145V144H151ZM217 145V144H216ZM240 145V144H239ZM261 145V144H260ZM262 145H264V143H262ZM0 146H1V144H0ZM14 146V145H13ZM36 146V145H35ZM39 146L37 145V147L39 148ZM81 146H82V144H81ZM98 146V147H97ZM117 146V147H118ZM123 146V145H122ZM253 146V145H252ZM33 147V146H32ZM42 148H43V146H41ZM44 147H45V145H44ZM46 147H48L47 145H46ZM45 147V148H46ZM123 147H125V146H123ZM122 147V148H123ZM127 147H129V146H127ZM132 147V146H131ZM144 147V146H143ZM153 147V146H152ZM10 148V147H9ZM13 148V147H12ZM11 148V149H12ZM35 148V147H34ZM34 148H33V150H34ZM41 148V149H42ZM58 148V147H57ZM104 148V149H105ZM108 148H106L105 150H107ZM135 148V147H134ZM147 148V147H146ZM222 148V147H221ZM220 148V149H221ZM251 148V147H250ZM249 148V149H250ZM2 149V148H1ZM41 149H39V150H36V151H40ZM54 149H55V147H54ZM82 149H84V148H82ZM101 149H103V148H101ZM120 149L121 148H119L118 149V151H117V149H116V151L114 152V153H118L119 155H120V153H119V151H120ZM148 149H149V147H148ZM47 150V149H46ZM184 150H186V149H184ZM14 151V149H12V152ZM42 152H44V150H41ZM89 151V150H88ZM94 151H96V150H94ZM94 151H93V153H94ZM123 150H121V152H122ZM144 151H145V149H144ZM143 151V152H144ZM250 151V150H249ZM1 152V151H0ZM33 152V151H32ZM57 152V151H56ZM55 152V153H56ZM59 152V151H58ZM110 152V151H109ZM124 152L125 151H123V153H122V158H121V156H120V158L121 159H119V160H122V159H126L125 157L126 156H123V155H127V154H129L128 153V151H127V154H124ZM131 152V151H130ZM147 152V151H146ZM252 152H254V150L252 151ZM6 153V152H5ZM19 153V154H18ZM35 154H38L37 156H39L40 155V152H34ZM92 153V152H91ZM98 153V152H97ZM141 153V152H140ZM235 153H237V152H235ZM256 153V152H255ZM33 154V153H32ZM32 154H31V156H32ZM60 153H58V155H59ZM73 154V153H72ZM95 154V153H94ZM93 154V155H94ZM99 154V153H98ZM101 154V153H100ZM103 154V153H102ZM105 154V153H104ZM132 154V153H131ZM142 154V153H141ZM145 154V153H144ZM148 154V153H147ZM233 154V153H232ZM253 154V153H252ZM258 154H261V153H258ZM3 157H2V156ZM11 155V154H10ZM12 155H14L13 153H12ZM41 155H43L42 153H41ZM41 155H40V157H41ZM97 155V154H96ZM117 155V154H116ZM119 155H118V157H119ZM134 155V154H133ZM236 155V154H235ZM234 154H233V156H235ZM262 155V154H261ZM34 156V155H33ZM60 156H62V155H60ZM59 156V157H60ZM72 156V155H71ZM95 156V155H94ZM113 156V155H112ZM136 156H138V155H136ZM154 156V155H153ZM241 156H243V154L241 155ZM247 156H248V154H247ZM253 156V155H252ZM260 156V155H259ZM9 159H8V158ZM36 157V156H35ZM44 157V156H43ZM78 157V156H77ZM102 157H103V155H102ZM115 156H113V158H114ZM124 157V158H123ZM130 157H132V156H130ZM135 157V156H134ZM143 157V156H142ZM152 157V156H151ZM251 157V156H250ZM254 157H257V156H255L254 155ZM30 159H31V157H29ZM33 158V157H32ZM62 158V157H61ZM65 158V157H64ZM104 159H105V157H103ZM103 158L101 159V160H103ZM109 158V157H108ZM116 158V157H115ZM136 158V157H135ZM134 158V159H135ZM8 159V160H7ZM29 159V160H30ZM35 159H39V158H35ZM34 159V160H35ZM44 159V158H43ZM65 159H67V158H65ZM85 159V158H84ZM95 159V158H94ZM109 159H111V157L109 158ZM128 159V158H127ZM133 159V160H134ZM170 159V158H169ZM238 159H239V157H238ZM245 159V158H244ZM55 160V159H54ZM56 160H57V158H56ZM54 161V164H56L57 166H59V165H61L60 164V162L59 161ZM61 160V159H60ZM113 160H115V159H113ZM133 160H131L130 159V161H133ZM143 160H144V158H143ZM157 160V159H156ZM262 160V159H261ZM22 161H23V163H22ZM31 161H33V160H31ZM36 161V160H35ZM38 161V160H37ZM36 161V162H37ZM39 161L41 162L42 160H40L39 159ZM38 161V162H39ZM83 161V159H81V162ZM105 161V160H104ZM107 161V160H106ZM105 161V162H106ZM126 161H128V160H126ZM125 161V162H126ZM129 161V162H130ZM146 161V160H145ZM159 161H161V160H159ZM247 161V160H246ZM249 161H250V159H249ZM27 162V161H26ZM25 162V163H26ZM63 162V161H62ZM84 162H85V160H84ZM93 162V161H92ZM97 162V161H96ZM99 162V161H98ZM97 162V163H98ZM113 162H115V161H113ZM124 162V163H125ZM143 162V161H142ZM150 162H151V160H150ZM154 162V161H153ZM171 162H173V160L171 161ZM239 162V161H238ZM4 163H5V165L7 164V166H5L4 165ZM65 163V162H64ZM68 163H67V165H68ZM110 163H112L111 162V160H110ZM115 163H117V161L115 162ZM124 163L122 164V161H121V165H123L124 166ZM131 163H133V162H131ZM140 163H141V159H140ZM156 163V162H155ZM160 163V162H159ZM170 163V162H169ZM246 163V162H245ZM250 163H251V161H250ZM249 163V164H250ZM258 163V162H257ZM32 164V163H31ZM39 164V165H38ZM95 164V163H94ZM99 164V163H98ZM127 164V162L125 163V165ZM134 164V163H133ZM143 164V163H142ZM151 164V163H150ZM158 164V163H157ZM262 164H264V163H262ZM30 165V164H29ZM56 165L54 166V167H56ZM65 165V164H64ZM118 165V164H117ZM128 166H129V164H127ZM137 165V164H136ZM141 165V164H140ZM144 165H145V163H144ZM152 165H154V163L152 164ZM162 165V164H161ZM176 165V164H175ZM243 165V164H242ZM252 165V164H251ZM258 165V164H257ZM26 166V167H27ZM61 166H63V165H61ZM72 166H73V169H72ZM118 166H120V165H118ZM122 166V167H123ZM127 166V167H128ZM135 165H133V167H134ZM138 166H139V164H138ZM142 166V165H141ZM145 166H148V165H145ZM167 166V165H166ZM247 166V165H246ZM250 166V165H249ZM255 166H256V164H255ZM5 167V168H4ZM36 167H37V169H36ZM111 167H113L112 165H111ZM121 167V169L120 170H118L117 168V170L118 171H121L122 169H124L125 168V170L127 169L125 166L122 168ZM132 167V166H131ZM131 167H130V169H131ZM137 167V166H136ZM156 167V166H155ZM252 167V166H251ZM254 167V166H253ZM257 167H259V166H256L255 168H257ZM29 168V170H30V168H31V166H29V167H27V168H25V169H28ZM57 168V167H56ZM59 168V167H58ZM57 168V169H58ZM63 168V167H62ZM135 168V167H134ZM138 168V167H137ZM140 168H142V167H140ZM160 168V167H159ZM171 168V167H170ZM176 168H177V166H176ZM175 167H174V170L176 169ZM179 168V167H178ZM262 168H264V167H262ZM7 169V170H6ZM60 169V168H59ZM64 169V168H63ZM81 169V171L82 172H86V174L88 173L89 175H86L85 174V176H88L87 177V179L86 180H88V178H90V180L89 181H91V182H89V181H86V180H84L86 177L84 176L83 178L84 179H82V181H81V176L82 175H80V177H79V174H83L82 172L80 173V170ZM115 169V170H116ZM136 169V168H135ZM134 169V170H135ZM156 169V168H155ZM169 169V168H168ZM167 169V170H168ZM172 169V168H171ZM242 169V168H241ZM261 169V168H260ZM68 170H70V168L68 167ZM129 170V169H128ZM137 170V169H136ZM141 170V169H140ZM147 170V169H146ZM149 170H151V169H149ZM154 170V169H153ZM153 170H152V172H153ZM164 170V169H163ZM251 170V169H250ZM256 170V169H255ZM112 171V172H113ZM131 171V170H130ZM155 171V170H154ZM180 171V170H179ZM178 171V172H179ZM259 171V170H258ZM261 171V170H260ZM4 172H6V173H4ZM21 174H20V173ZM57 172H62V170L61 171H57ZM122 172H123V170H122ZM138 172V171H137ZM141 172V171H140ZM172 172V171H171ZM174 172V171H173ZM186 172V171H185ZM242 172V171H241ZM244 172V171H243ZM248 172V171H247ZM252 172V171H251ZM253 172H254V169H253ZM262 172V171H261ZM261 172H259V173H261ZM43 173V174H42ZM50 173V172H49ZM65 173H67V172H65ZM64 173V174H65ZM69 173H71V172H69ZM72 173V174H73ZM79 173V174H78ZM117 173H119V172H117ZM125 173V172H124ZM180 173H181V171H180ZM245 173V172H244ZM256 173V172H255ZM20 174V175H19ZM48 174V173H47ZM55 174V173H54ZM58 174V173H57ZM61 174V173H60ZM63 173H62V175H64ZM110 174V175H109ZM157 174V173H156ZM174 174H176V173H174ZM66 175V174H65ZM160 176H162L161 174H159ZM163 175H164V173H163ZM178 175H181V174H178ZM183 175V174H182ZM6 176H7V178H6ZM25 175H23L22 177H24ZM35 176V177H34ZM58 176H61V175H57V177ZM67 176V175H66ZM71 176V175H70ZM90 176V177H89ZM114 176H116V177H114ZM127 176H129L128 174H127ZM160 176H159V179H160ZM177 176V175H176ZM227 176V175H226ZM229 176V175H228ZM240 176H241V174H240ZM47 177V178H48ZM72 177H73V175H72ZM130 177V176H129ZM167 177V176H166ZM166 177H165V181L164 182H166ZM171 177V176H170ZM175 177V176H174ZM178 177V176H177ZM221 177V176H220ZM244 177V176H243ZM246 177V176H245ZM255 177V176H254ZM258 177H260V176H258ZM28 178V177H27ZM169 178V177H168ZM225 176L223 175V177H222V179L223 180H225ZM251 178V177H250ZM29 179V178H28ZM128 179V178H127ZM162 179V178H161ZM177 179V178H176ZM227 179V178H226ZM249 179V178H248ZM252 179V178H251ZM22 180H24V181H22ZM72 180H74L75 181V183L73 182L72 183ZM169 180V179H168ZM231 180V179H230ZM256 180V179H255ZM63 183H62V182ZM170 181V180H169ZM181 181V180H180ZM218 181H221L220 179L218 180ZM247 181V180H246ZM254 181V180H253ZM44 182H46V181H44ZM179 182V181H178ZM177 182V183H178ZM227 182H229V181H227ZM230 182H234V181H230ZM229 182V183H230ZM50 183V182H49ZM160 183V184H159ZM176 183V182H175ZM176 183V184H177ZM235 183V182H234ZM237 183V182H236ZM239 183H243V184H245L246 182H239ZM249 183H251V182H249ZM260 183V182H259ZM3 184L1 185L2 186V188H3ZM31 186H33V188H31V187H29L30 185ZM45 184V183H44ZM183 184V183H182ZM187 184V183H186ZM221 184V183H220ZM232 184V183H231ZM164 185H166V184H164ZM250 185H251V187H250ZM249 185V190H250V188H251V190H253V191H251V198H250V201L253 203V206L255 205H261V204H264V203H262V200H264V193H261L262 192V189H264V185H262V183H260V185L258 186L257 185V182L256 181H254V182H252L251 184ZM90 186H92V187H90ZM163 186V185H162ZM161 186V187H162ZM169 186V185H168ZM172 186H174V182H173V184L171 185V186H169V187H172ZM176 186V185H175ZM184 186H186V185H184ZM233 186V185H232ZM241 187H242V185H240ZM240 186H239V188H240ZM246 186V185H245ZM262 186V187H261ZM5 187V186H4ZM93 187L95 188V191H96V193H91L92 191L91 190H94L93 189ZM169 187H167V188H169ZM231 187V186H230ZM238 187V186H237ZM261 187V188H260ZM164 188H165V186H164ZM179 188H180V186H179ZM178 188V189H179ZM185 188V187H184ZM188 188V187H187ZM214 188V187H213ZM217 188V187H216ZM229 188V187H228ZM238 188V189H239ZM247 188V187H246ZM50 189V190H51ZM217 189H219V188H217ZM235 189V188H234ZM237 189V188H236ZM12 190V191H11ZM45 190V189H44ZM166 190V189H165ZM168 190V189H167ZM172 190L173 189H170V192L172 193ZM182 190V188L180 189V191ZM216 190V189H215ZM240 190V189H239ZM243 190V189H242ZM244 190H247V189H244ZM261 190V191H260ZM2 191V190H1ZM4 191V190H3ZM160 191V190H159ZM169 191V190H168ZM32 192H34V191H32ZM32 192H31V194H32ZM36 192V191H35ZM37 192H39V191H37ZM36 192V193H37ZM175 192V191H174ZM174 192H173V194H174ZM222 192V191H221ZM1 193V192H0ZM159 193H161V192H158L157 193V200H158V195H159ZM162 193H164L165 194V191L164 192H162ZM161 193V194H162ZM168 193V192H167ZM166 193V194H167ZM180 193V192H179ZM128 194L131 196V199H133L132 200V202H134V204L138 201V205H139V207H142V205L144 204V206L138 211V209H139V207H138V209L136 210V211H138V217H137V219L135 218V216L137 215V213H135V207H136V205H135V207H134V210L133 209H129V207H128V205L130 206V204L132 205L133 203H130L131 202V199H129L130 200V202H129V204H127V206H126V202H128V201H126L125 203L123 202L122 203V200L123 199H125L124 197L125 196H128ZM165 194V195H166ZM221 194V193H220ZM220 194H219V196H220ZM223 195H224V193H222ZM153 195V196H152ZM155 195V196H154ZM163 195V194H162ZM169 195H171L170 193H169ZM169 195L167 194V196H164L163 198H165V197H167V199L165 198V200L167 201L168 200V202H171L170 200H169ZM176 195V194H175ZM226 195V194H225ZM231 195V194H230ZM8 196H6V199H10V197H8ZM28 196V197H27ZM150 196H152V197H150ZM180 196V195H179ZM222 196V195H221ZM129 197V196H128ZM150 197V199L149 200H152V201H148L146 198H149ZM161 197V196H160ZM172 197H174L173 195H171L170 196V198L172 199ZM183 197V196H182ZM181 197V198H182ZM225 197L226 196H223V197H221L222 199L224 198V200H225ZM33 198V197H32ZM32 198H31V201H32ZM35 198V197H34ZM180 198V199H181ZM205 198V197H204ZM204 198L203 199H201V200H204ZM220 198V197H219ZM30 199V198H29ZM72 199H74V201L72 200ZM160 199V198H159ZM177 199H179L178 197H177ZM177 199H172L173 201L174 200H177ZM228 198H226V200H227ZM127 200V199H126ZM147 200V201H146ZM165 200H163L162 199V202H164ZM216 200V199H215ZM219 200H221V199H219ZM224 200H222V201H224ZM31 201H30V203H31ZM72 201H73V206H71V203H72ZM161 201V200H160ZM183 201V200H182ZM182 201H181V203H182ZM188 201V200H187ZM228 201H229V203H230V200H227V202L226 203H223V202H221V205H226V204H228V206H229V203H228ZM24 202V203H23ZM155 202V201H154ZM153 202V203H154ZM175 202V201H174ZM184 202H185V200H184ZM202 202H205V201H202ZM202 202H201V204H202ZM213 202H214V200H213ZM217 202V207L219 206V208L221 209L222 207H220V202L219 201H216ZM216 202L215 203H212L211 202V205H207V204H209L208 202L207 203H205L204 204V206H205V211L204 212H201L202 213V215L204 216V214L203 213H208L209 214V212H206L207 210L209 211L211 208H213V207H215V206H213V205H215L216 204ZM219 202V203H218ZM52 203V202H51ZM70 203V204H69ZM149 203V204H150ZM152 203V205L153 206H156L157 204H153ZM159 203V202H158ZM165 203V202H164ZM167 203V202H166ZM165 203V204H166ZM176 203H177V201H176ZM186 203V202H185ZM231 203H234V201L233 200H231ZM230 203V204H231ZM261 203V204H260ZM165 204H164V206H165ZM172 204V203H171ZM186 204H188V202L186 203ZM213 204V205H212ZM235 204V203H234ZM20 205H22V206H20ZM37 205V204H36ZM141 205V206H140ZM146 205V206H145ZM161 205V202L159 203V205H157V206H160ZM173 205V204H172ZM176 205V204H175ZM203 205V204H202ZM233 205V204H232ZM235 205H237V204H235ZM235 205H233L234 207H235ZM27 206H29L30 207V205H27ZM35 206V205H34ZM52 206V205H51ZM58 206V207H57ZM162 206V205H161ZM169 206H170V204H169ZM180 206V210L178 209V211H180L179 213H181L182 215L184 214V212L182 213V211H184V206H183V209H182V205H178V207ZM188 206V205H187ZM227 206V205H226ZM227 206V207H228ZM238 206V205H237ZM50 207V206H49ZM53 207V206H52ZM132 206H130V208H131ZM177 207V206H176ZM177 207V208H178ZM256 207H259V206H256ZM260 207H262V208H260L261 210V213L262 214H264V206H260ZM40 208V207H39ZM58 208V209H57ZM133 208V207H132ZM157 208V207H156ZM159 208H161V207H159ZM164 208V207H163ZM168 208L169 207H167V209H166V211H167V213H168ZM172 208V207H171ZM177 208H176V211H177ZM202 208H203V206H202ZM229 208H231L230 206H229ZM238 208H240V209H242L241 207H235V208H232V211L233 212H235L234 210L236 209L237 210V212L238 213H236L235 212V214L233 213V215L232 214H230V213H232V212H230L229 214L230 215H232L233 217H234V219H235V221H237V223H238V225H241L242 223H243V221H244V223H243V225L245 224H247L246 226L247 227H249L248 225L250 224V227L252 226L251 225V223L250 222H248V220L249 219H251L252 218V216H251V214L249 213L248 214V212L249 211H246V210H244L243 211V213H242V210H238ZM26 209V208H25ZM144 209H143V213H144ZM153 209V208H152ZM151 209V210H152ZM158 209V208H157ZM217 210H219L218 208H216ZM234 209V210H233ZM24 210V209H23ZM132 210L134 211L133 213H135V214H133L132 213ZM154 210V209H153ZM156 210V209H155ZM165 210V209H164ZM172 210H173V208H172ZM174 210H175V208H174ZM215 210V209H214ZM52 213H51V212ZM145 211H149L148 210V208H146V210ZM158 210H156V212H157ZM160 211V210H159ZM158 211V213H160ZM203 211V210H202ZM16 212H17V214H16ZM21 212V211H20ZM86 212H88V215H87V213ZM151 212V211H150ZM153 212H155V211H153ZM163 214H165L164 213V211H161ZM175 212V211H174ZM216 212V211H215ZM38 213V214H37ZM161 213V214H162ZM172 213V212H171ZM179 213L178 212H176V214L178 215V216H181V214L179 215ZM212 213H214V212H212ZM244 213H246L247 215H249L250 217H247V218H245L246 220H244V218L243 217H246V216H242ZM96 214V215H95ZM100 214H104L105 216H106V214L109 216V217H107L108 219L109 218H112L110 221H112L111 223H109V222H107L108 220L106 219V217L104 218V220H106V223H107V225H110V227L108 228V226L107 225H103V222H104V224H105V221H103L102 220V218H100L99 216H100ZM152 214H154V213H152ZM161 214H160V216H161ZM20 215V217H21V214H19ZM19 215H18V217H19ZM36 215H38V220H36V218H37V216ZM56 216V217H54V219H53V217L52 216ZM154 215H156L157 216V213L156 214H154ZM169 215V214H168ZM172 215H174V214H171V216ZM185 215V214H184ZM184 215L183 216H181V217H184ZM188 215V214H187ZM198 216H196L195 217V215H194V223H190V226L192 225V224H194V225H192L193 227H197L196 228V230L198 229V226L200 227L201 226V224L203 225V227L200 229V230H202L204 227H208L209 229H211L210 231H209V229L207 230V233H208V231H209V233L208 234H211V237H212V234L213 235H216L218 238H219V234L220 235H223L222 237L223 238H225L224 240H226L227 242L230 240V242H229V244L230 245H232L231 244V242H233L234 244L236 243V241H237V234H235L237 231H239L238 229H240V227L242 226H238L236 229V231H234V234H235V236H232V235H230V232H229V234H228V230L225 232V227L224 226H222L223 228H221V226L220 225H222V224H220L219 226H220V228L221 229H224V230H220V231H215V229L214 228H216V225H215V227L214 226H212V228L206 223V222H208V220H206V222L205 221H203V219L205 218V217H203V218H201L202 217V215L199 217V215L200 214H197ZM230 215H229V217H230ZM13 216V215H12ZM33 216H36V218L34 219L33 218ZM142 216V215H141ZM155 216V217H156ZM159 216V217H160ZM165 216V215H164ZM104 217V216H103ZM176 217V215L174 216V218ZM233 217H231L232 219H233ZM10 218V217H9ZM12 218V217H11ZM115 218H118V219H116L115 220ZM173 218V217H172ZM173 218V220H174V222H176L175 221V219ZM188 218V217H187ZM207 218V217H206ZM205 218V219H206ZM7 219H8V217H7ZM14 219V218H13ZM16 219V218H15ZM101 219V220H100ZM159 219V220H158ZM189 219V218H188ZM187 219V220H188ZM229 220H231V221H233V222H229L230 224L231 223H234L235 221H234V219L232 220V219H230V218H228ZM64 220V219H63ZM62 220V221H63ZM117 220H119V221H117ZM136 220L138 221L139 220V224H138V222H137V224H135L136 223ZM170 220H172V219H170ZM169 220V221H170ZM252 220V222H253V218L251 219ZM9 221H12V219H9ZM39 221V222H38ZM59 221V220H58ZM65 221H68V220H66L65 219ZM102 221V222H101ZM134 221H135V223H134ZM213 221V220H212ZM245 221H247V222H245ZM16 222H17V220H16ZM174 222L172 223H170V227L173 229V227H172V224H174ZM178 222H179V220H178ZM178 222H177V224L175 225H173L174 227H176V226H178V228H180L179 227V225H180V223H179V225H178ZM180 222H186V220L184 221H180ZM12 223V222H11ZM11 223L9 222V225H11ZM59 223V224H58ZM74 223H72V224H74ZM109 223V224H108ZM209 223L211 224V225H213V223H211L210 222V220H209ZM184 224V223H183ZM229 224V225H230ZM235 224H236V222H235ZM235 224H233V225H235ZM253 224H254V222H253ZM258 224V223H257ZM182 225V224H181ZM180 225V226H181ZM184 225H186V224H184ZM228 225V224H227ZM232 225V224H231ZM244 225V227H246ZM12 226V225H11ZM103 226H104V228L105 227H107L108 229H106V230H109L110 229V233L108 234V231H107V234H106V232H105V234L104 235H102L103 233H99L102 229L101 228H103ZM183 226V225H182ZM181 226V227H182ZM188 226V225H187ZM187 226H184V227H187ZM218 225H217V228L219 227ZM237 226V225H236ZM256 225H254V227H255ZM10 227V226H9ZM189 227V226H188ZM230 227V226H229ZM71 228H72V226H71ZM183 228V227H182ZM181 228V229H182ZM219 228V229H220ZM228 228V227H227ZM258 228H260V225H259V227ZM177 229V228H176ZM184 229H189V228H184ZM183 229V230H184ZM195 229V228H194ZM230 229V228H229ZM242 229V228H241ZM247 229V228H246ZM262 229V228H261ZM85 230H86V228H85ZM174 230H175V228H174ZM180 230V229H179ZM193 230V229H192ZM196 230L194 231V232H196ZM204 230H206L205 228H204ZM233 230V228H232V226H231V231ZM244 231H245V229H243ZM253 230V229H252ZM258 230V229H257ZM189 230H187V231H185V233L186 232H188ZM191 231V230H190ZM191 232V236H193V234L192 233H194V232ZM250 231H251V229H250ZM249 231V232H250ZM254 231V230H253ZM255 231H256V229H255ZM254 231V232H255ZM259 231H261L260 229H259ZM259 231H256L257 233L256 234H258V232ZM55 232H56V234H55ZM173 232V231H172ZM180 232V231H179ZM184 232V231H183ZM182 232V233H183ZM198 232H199V229H198ZM203 232V231H202ZM201 232V233H202ZM241 232V231H240ZM61 233V232H60ZM190 233V232H189ZM189 233H188V235H189ZM253 233V232H252ZM260 233V232H259ZM34 236H33V235ZM130 234H131V236H130ZM178 234H180V233H178ZM184 234V233H183ZM203 234H206V232L205 233H203ZM240 234V233H239ZM242 234V233H241ZM254 234V233H253ZM261 234V233H260ZM31 235H32V237H35L36 235H37V237L34 239V241H32L31 239H33L32 237H31ZM57 235V236H56ZM60 235V234H59ZM100 235V236H99ZM174 236H172V238H174L175 237V234H173ZM187 234H185V236H186ZM194 235L195 236H193L194 238L196 237V242L195 243H197L198 241L200 242V241H202V242H204V238L206 237H201V238H203V239H198V237H199V235H201V234H199L198 235V233H197V235L194 233ZM29 236H30V238H29ZM127 237L128 236V238H127V242H126V240H124L123 239V237ZM168 236H170V238H168ZM191 236H187V237H190L191 238ZM198 236V237H197ZM204 236V235H203ZM216 236H214L215 238H216ZM240 236V235H239ZM252 236V235H251ZM258 236H259V234H258ZM261 236L262 237H264V235H262L261 234ZM62 237V236H61ZM94 237H95V239H94ZM178 238H181V237H179V236H177ZM187 237L185 238V239H187ZM192 237V238H193ZM209 237V236H208ZM214 237H212V238H214ZM232 237V238H231ZM253 237H254V235H253ZM260 237V236H259ZM30 239V241L32 242V243H30V241L29 240H27V239ZM169 239V240H165V239ZM211 238V239H212ZM221 238V237H220ZM261 238V237H260ZM175 239H176V237H175ZM257 239V241H259L258 240V238H256ZM256 239H255V241H256ZM125 242H124V241ZM192 240H195V239H192ZM223 240V239H222ZM254 240V239H253ZM163 241V242H162ZM187 241H189V240H187ZM187 241H185V243L184 244H186L187 243ZM238 241H239V239H238ZM261 241V240H260ZM27 242H29V244L30 245H26V244H28ZM164 242V243H165ZM174 242H173V244H174ZM183 242V241H182ZM190 242H191V240H190ZM189 242V243H190ZM193 242V241H192ZM202 242H200L201 244H203ZM221 242V241H220ZM262 242H264V240H262ZM26 243V244H25ZM170 243V242H169ZM178 243H180V242H178ZM189 243H187V244H189ZM194 243V242H193ZM192 243V244H193ZM194 243V244H195ZM208 243V242H207ZM224 243H226L225 241H224ZM238 243V242H237ZM259 242H257V244H258ZM7 244H9V247L7 246ZM193 244V245H194ZM198 244V243H197ZM197 244H196V246H197ZM244 244V243H243ZM242 244V245H243ZM262 244H264V243H262ZM261 244V245H262ZM164 247V249H161V248H163L162 246ZM170 245V244H169ZM179 245V244H178ZM180 245H181V243H180ZM179 245V246H180ZM205 245H206V243H205ZM208 245V244H207ZM224 244H222V245H219V246H217V245H215V248H216V251H217V257H219V255L221 254V256H222V254L224 253L225 254V252L228 250L227 248H225L224 246H223ZM229 245V246H230ZM236 245V244H235ZM247 245V244H246ZM256 245V244H255ZM259 245V247H260V244H258ZM5 246H7V247H5ZM168 246V245H167ZM173 246V245H172ZM195 246V247H196ZM200 246V249H202V246L201 245H199ZM198 246V247H199ZM253 246V245H252ZM252 246H250V249H251V247ZM262 246H264V245H262ZM3 247H4V249H5V253H3L4 251V249H3ZM169 247V246H168ZM181 247V246H180ZM182 247H183V245H182ZM181 247V248H182ZM186 247H188L187 249H189L190 250V248H189V246H187L186 245ZM204 247V246H203ZM213 247V246H212ZM231 247V246H230ZM244 251H245V254H248V257L244 260V261H246L247 263H245V264H262V262H264V261H262V260H264V259H261L260 258V255L258 254V253H254L253 252V254L251 253L252 251H253V249H252V251H248V250H246V246H245V244H244ZM254 247V246H253ZM256 247H257V245H256ZM255 247V248H256ZM183 248H185V245H184V247ZM182 248V249H183ZM211 248V247H210ZM177 249V248H176ZM186 249V251L188 252V253H186L187 255H186V257H187V260L188 261H186L188 264H207L206 263V261H207V259L205 260L204 259V256H202L201 254H198V251H197V247H196V249H193V250H191L190 252H189V250H187ZM199 249V248H198ZM231 249V248H230ZM258 248H256L255 250H257ZM261 249V247L257 250V252H259V251H261L260 250ZM107 250L108 251H110L109 253H110V255L111 256H113L114 258H111V256L109 255V258H104L107 254H103L104 256L102 257V261L101 260H99V258H98V260H94V259H88V258H86V257H89V254H91L90 256H93L92 255V253L94 254L95 252H96V254L97 255H99V254H102V253H105V251L107 252ZM163 250V251H162ZM168 250L166 251V252H168ZM203 250V249H202ZM205 250V249H204ZM215 250V249H214ZM177 251V250H176ZM179 251V250H178ZM181 251V250H180ZM184 251V250H183ZM185 251V252H186ZM201 251V250H200ZM232 252L231 250H228V252ZM248 251V252H247ZM262 251H264V250H262ZM229 252V253H230ZM176 253V252H175ZM178 253V252H177ZM215 254V253H214ZM233 254V253H232ZM261 254V253H260ZM44 256V257H43ZM75 256V255H74ZM100 256V255H99ZM102 256V255H101ZM173 256H176L175 254L173 255ZM183 256V255H182ZM220 256V257H221ZM224 256V255H223ZM225 256H229V254H227V255H225ZM224 256V257H225ZM235 256V255H234ZM242 256V255H241ZM240 256V257H241ZM106 257H108V256H106ZM243 257H245V256H243ZM45 258H47V259H44ZM90 258V257H89ZM92 258V257H91ZM93 258H97V257H93ZM103 258H104V260H103ZM173 258V257H172ZM171 258V259H172ZM205 258H206V256H205ZM213 259H210V260H214L215 261V263H217V262H219L218 260V258H215V257H212ZM229 258V257H228ZM230 258H231V256H230ZM128 259H129V261H131V262H129L128 261ZM217 261H216V260ZM221 259V258H220ZM227 259V258H226ZM94 260V261H93ZM128 261V263H126L127 261ZM233 259H231V261H232ZM212 261H211V263H212ZM214 261H213V263L212 264H214ZM262 261V262H261ZM210 262V261H209ZM208 262V263H209ZM221 262V261H220ZM219 262V263H220ZM233 262V261H232ZM83 263H81V264H83ZM218 263V264H219ZM222 263H223V261H222ZM41 264H43V263H41ZM168 264H170V262H168ZM221 264V263H220Z\"/></svg>","mask_w":264,"mask_h":264}]
</instances>
